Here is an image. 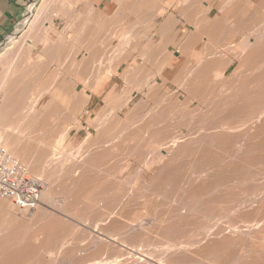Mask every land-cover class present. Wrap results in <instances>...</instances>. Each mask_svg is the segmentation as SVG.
I'll return each instance as SVG.
<instances>
[{"label":"bare ground","instance_id":"6f19581e","mask_svg":"<svg viewBox=\"0 0 264 264\" xmlns=\"http://www.w3.org/2000/svg\"><path fill=\"white\" fill-rule=\"evenodd\" d=\"M43 1V0H42ZM77 1H79V0H44L43 2H42V4H40V7H39V9H38V11H36L37 13H36V16H34L35 18H34V21H33V23L31 24V26L29 27V29L27 30V32L25 33V35H24V37H23V39L21 40V55H19V53H18V57H11V58H8V60L7 59H5V60H7V61H9V64H6V66L8 65V67L7 68H5V70H3V71H1L0 72V94L2 95V99H0L1 101H0V137L2 138V141H0V145L5 149V151H7V152H9L12 156H14L15 158H17L18 160H20L23 164H24V166L28 169V167L32 170H30V172H31V174L33 175V176H35V177H38V176H40V174L42 175V173L44 172V173H46V175H48L47 176V179L45 180H43L44 181V184H45V188L43 189V191H42V193H41V196H40V200L42 201V204H41V206H37V208H38V210H35V212H34V215L32 214V216H30V214H29V212L28 211H25V210H21V209H19V207H17L15 204H13V203H11L9 200H7V199H5V198H2V197H0L1 199H0V264H31L32 262L33 263H36V261H38L39 262V264L41 263V264H43V262L44 261H41L42 260V257L41 256H44V255H41L40 257H41V259L39 258V256H37V253L39 254H42L43 252H38L40 249H45V250H43L45 253H48L49 255L50 254H52V252L54 253V251H56L57 249H55L56 247H57V245H56V247H53V248H51L52 247V245L54 246L55 244H52L53 243V241H51L49 238H51L52 237V235H55L56 234V236H54V238H56L57 237V233H59V235L60 234H62L63 236H67V234L69 233H71V234H74L75 235V233H73V232H75V231H73V230H76L77 229V226H76V224L74 223V225L76 226V229L73 227H71V229H70V227L68 226V223H69V225H70V222L67 220V225L65 224V222H64V218H62L63 220H62V222H60L61 220H59V219H61V218H57L58 220H59V222L61 223H59V222H53V221H56L54 218L56 217H51V218H53V219H51V220H49L50 218H48V216L46 217V218H44V215L46 214H48V213H51L52 214V212H50L51 210H49V209H47V208H52V206L54 207L56 204H57V202H55V199H57L56 198V195H59V194H61L60 196V200H62V196L64 195V198L66 197V198H68V196L71 194V195H74L75 196V199H77L78 200V202L81 200H83V202H84V204L83 203H81L80 205H82V208H84L83 209V211L84 212H79L80 214H78V217H80L81 216V214L83 213L84 215H86V216H88L89 217V215H93L94 217H95V215H96V212H95V215L94 214H91V212L93 213L96 209H95V207H96V205H94V203H93V200L90 202H87V200L88 199H96L97 197H99L100 196V194H105L104 192H106V196H102L103 197V200H105V199H107V208H110L109 210H107V208H105L106 206L103 204V206H105L104 208H103V206L101 207L100 205H99V203H101L100 201L98 202L97 201V199H96V202H98V207L100 208V211H102V212H100L99 210L97 211V212H100L99 214H101V215H96L97 217V219H98V221L99 220H101L100 221V223L101 224H104V226L106 227L107 226V222L109 221L111 224H109V226L105 229L104 228V226L102 227V228H99V230L100 229H105V231H106V234L108 233L109 235H111L112 233L114 234L115 232H117V233H115V234H118L121 238V240L124 242H126V239H127V241L129 242V244H128V247L129 246H131L130 247V251L132 252V253H130V252H128L127 250H125L126 251V253L124 252V254L123 253H119L118 254V256H116V254H115V252H114V250L112 251L113 253H114V255H112L111 257L113 258V256L116 258H114L115 260V264H132V263H127V261L125 262V258H123L124 257V255L126 256L127 254H130V256L129 257H131V259H130V261L131 262H133V264H155V262L154 261H156V260H152L151 259V257H149L151 254L150 253H147V252H151V251H147V250H145V248H144V250H143V248H141L142 246H143V244H146V246H144V247H147V245H149L150 246V243L151 242H153V241H155V240H157V238H156V236H155V240H153V238H154V234H156L157 236H159L158 237V240H157V243H156V245H159V246H161L162 245V243L164 244V241H165V243H167L168 244V242H170V240H171V237L174 235V237H175V235H176V233L177 234H179L180 233V235H178V237L180 236L181 237V233H182V229H181V232H179L180 230V228L181 227H185L186 226V224H188V223H194V225L197 223V225L199 226V229H198V227H197V229H198V231H197V233L199 232L200 233V231H202V232H209V230H210V234H211V229H213V230H216L217 231V228L216 229H214V227H212V224L214 223V222H212V220L213 219H211V218H213L214 217V212L216 213V212H219L220 213V211H216V210H218V209H220V205H221V209H222V204H221V202L223 203L224 201H232V205L233 204H236L237 203V199H238V202L240 203V201H242V200H240V198H244V197H246V195H251V201L254 199V202H257V209H255L254 208V206H252V205H254V204H252V203H254L253 201L252 202H250L249 200L250 199H248V198H245V200L247 201V203H250L251 204V206L253 207V210L255 209V211H254V213L251 211L252 209H248V210H250L251 212L249 213V215L251 214V217L249 218V220L251 219V218H253V224H252V221H249V220H247L248 219V215L246 216L247 217V219H246V217H245V220H247V221H249V222H245V223H249L250 225H247L244 229H241V226H240V229H238V231H237V228H236V231L234 232L233 230H232V233L231 234H227V232L226 233H223V226L221 227V226H219V223H218V225H216V227H221L220 229L222 230H220V231H217V232H215L214 234L212 233L211 234V240L209 241L208 239H210V238H208L207 239V242H202L201 241V243H199V241L197 240L198 238H196V240L198 241V243L197 242H193L192 240V242H187V243H185V244H183V245H181V244H177L176 242L177 241H179V240H177L176 241V238H174V237H172V241H174V243H176L177 245H178V247H177V245H176V247H177V249H174L173 248V246L175 247V245H172L171 244V242H170V246L169 245H167L166 244V249H165V256H169L170 257V259H169V257H168V261L171 263V264H197L198 262H199V264L200 263H202V261L201 260H204L205 262H207V261H209L210 263H212L211 261H215L216 259L218 260V261H220L221 262V260H224L225 261V259L226 258H224L223 259V257H225V256H232L233 255V257L236 255L237 257H238V259H240L239 258V254H245L246 252H250L251 254L250 255H248L249 256V258L248 259H250V256L252 255V254H254V255H252V258H251V261H245L244 263L243 262H240V261H238V259L236 258V259H232L233 261L232 262H235L236 263V261H238V262H240L239 264H253L254 263V261L256 260H258L259 261V259L261 258H258L259 256H262V251H264V193L262 194V192L264 191L263 190V188H264V185H262V187L259 185L261 182H259V184L257 185L256 183H253V184H256V185H252V187H248V186H250V181H252V179L251 180H249L250 178H252V175H255V174H259L258 172H261L262 173V175H261V173H260V175L262 176V177H264V175H263V173H264V140L262 139V138H264V0H225L226 2H224L225 3V5H223L224 6V9L221 11H218V12H213L212 11V13H210L211 11H209V12H206V10L208 9V10H211L210 8H207L206 7V5H205V9L206 10H202L201 9V7H200V10L201 11H204V12H206V15H205V13L203 12V14H202V12L200 11V15H199V18H195V16H197L196 14H195V16H194V12H196V10H199L198 9V6H199V2H200V4H201V1L202 0H199V2H198V6H197V1L198 0H196L195 2H194V0H191V2L193 3H191V5H190V3H189V0H188V2L187 3H189V5L192 7V5H193V9H195V8H197V9H195V11H191L192 13H193V16H194V18H191L190 17V15L192 16V14L190 13V15H189V17H187L188 16V14H187V12H188V10L189 9H186V7L184 8V11H182V12H185V13H183V14H185L186 15V19L188 20V21H190L191 23H192V25H194L195 26V28L193 27V31H190V34H189V36H188V38H187V41H185V43L183 42L182 43V45H181V50L179 51L180 53H181V55H185V56H188V57H186V58H188L187 60V64H186V66H183V68H182V73H184V71H185V74H181V75H173V77L170 79V77H169V75H165L164 73H163V71H164V69L165 68H170V69H173L174 68V66H175V64H176V62H177V60H174L173 58H172V56H171V53H170V55H169V53H165V51L167 52V49H165L166 47H168V45L167 44H170V42H171V44H172V41H170V40H172L171 38L170 39H168L169 40V42H165L164 41V39H166V38H168V37H170L171 36V34H167L166 32H164L163 31V28L159 25V29H162V30H159V34L160 33H163V35H165V34H167L168 35V37H166V38H164L163 40H161L160 39V42H158L155 46L153 45L152 47H150V48H153V50H151L150 52L153 54H151V53H149L148 55H147V57H149L150 58V56H152V58L150 59V61H152L153 63H155L154 65H155V68L154 69H156V73L155 74H153V71L152 72H150L149 74L147 73V75H148V77L147 76H145V77H143L142 79H141V81H140V84H138V86L137 87H134V89L136 88V91H138V90H141V89H143V88H147L148 89V91H147V93H149V98H150V94H153V99H155L156 98V100L158 99V106H159V108H160V110L158 111V112H156L159 108H157V110H154V108H153V111L152 112H154L155 114H161V115H159L160 117L164 114V112H166L165 113V115L166 114H168L169 115V113H168V111H170L172 108L174 109V111H176L175 109H178V107H181V106H183V107H181V109H183L184 110V108H186V106H188L187 108L189 109L187 112H188V114L189 115H192V116H194L195 115V113H196V111H198V109L197 108H195V109H197L196 111L194 110V113H193V110L192 109H190L191 107H189L190 105H186L187 103H188V101H189V104L191 103V101L193 100H195V98L196 97H199V98H204V95H206L207 93H209L210 92V94L209 95H207L206 97H205V99H203V101H202V98H201V101L203 102V103H201V105L202 104H205L204 106H205V108L203 109V110H201L200 109V111H198V113L200 112V115H199V117H198V115H196L198 118L196 119V121L199 119V118H201L200 120H202V119H204V121L203 122H198V123H200V124H198V128L196 127V130L194 131L193 130V133H191V134H189V135H185V134H182V132H180V131H177V127H179L180 128V126H181V124H180V126H174L175 128H176V131H175V129L173 130V128H172V132H171V129L170 130H168V128L167 127H165V126H163V122H161L160 121V123H162V124H159L158 123V121L157 120H162V119H160V117L158 116V114H157V116L156 117H153L152 116V118H156L157 120H152V121H145L146 122V124L145 125H143V123H144V121H141V123H142V125H143V128H141L140 129V127H139V129L138 130H140V131H137L138 133H136V134H132L131 133V135L129 136V138H128V135H127V133H126V138L129 140V141H132V140H134L135 138H137L138 140H136V145H132V144H130V145H132L133 147L132 148H129V150L130 151H127L129 154H130V158H131V156L135 159V161H137V166H138V168H139V171L138 170H135V171H137L138 172V174H140L139 172L140 171H142L143 173H148V172H150L152 169H154V167L157 165V166H160L159 164L160 163H162L163 165L160 167V170H158V172H159V174L158 175H160V174H162V176H164V174H165V177H166V174H168V177L172 174L173 176L176 174V173H178V172H176L175 174L173 173V172H171V171H174V170H171L172 168L174 169V166L172 165L173 163H175L176 164V161L178 160V158L180 159V158H185V159H183V161L185 160V162L186 161H188L189 160V162H188V164L189 163H192V164H190L192 167H198L199 168V170H198V172L196 171V173H194L195 172V170H194V172L191 170L190 172H192L193 174H196V176H195V180H196V182H193V183H196V184H193V185H195V187L194 188H192L191 187V189H190V187H189V189H187V192L185 191V196H186V194H188V196H187V198H185L184 196H183V199L185 198V201L186 202H180V203H183L182 205H181V207H178V208H176L177 207V205L176 206H172L171 204V208H174L175 207V209H174V211L172 212H170V209L169 210H167L166 208H165V210H167V213H165L164 214V212H166V211H164L163 213L161 212V214H159V216H158V212L156 213V209H157V207L156 206H153V207H156V208H154V210H153V212H155L157 215L156 216H158V218L159 219H156V218H152V219H150V220H148L147 219V217H145L146 216V214H148V213H142V212H139V211H142V210H140V209H138L139 207H142L143 206V210H144V207L146 208L147 206H148V204L146 205V206H144L145 204H146V202L149 200V197L147 198L148 200L145 202V204L143 205V204H141L142 203V201L141 200H139L140 199V197H141V194L143 193V191L145 192L146 191V189L145 190H143L142 188H140V187H137L136 186V184H130L129 185V183H130V181L129 180H126V182H125V184L126 183H128L127 185L128 186H126V185H124L123 183V181H121L120 182V180H119V182L118 183H120V184H118L116 181V183L119 185H117V186H115V184L113 185V186H115L116 188V190L118 189V193H115L116 192V190L113 188V191H114V193L116 194H114V195H111V196H108V193L110 192V189H111V187L110 186H108L107 184H110L108 181V179L106 178V180H108V181H106L105 179L103 180L102 179V181H98L97 180V177H95L96 178V180H94L93 178H94V176H93V178H92V174L96 171V170H91L93 173L92 174H90V172H89V170H88V172L86 171H84V169L85 168H88V166L90 165V167H91V169H94L91 165L93 164L94 165V161L95 162H97V160H98V162H97V164L99 163V158L97 159V156L99 155L100 157H102L101 155H105L103 152H98L99 154L97 155L95 152H93L94 154H95V156H93V157H91V156H89V155H87L86 153H90L91 155L93 154V153H91V149H88L89 147H91V148H93L92 147V145L90 146H88L87 147V149L88 150H85V151H82V155L84 154H86L88 157H91L90 159L88 158V160H86L87 161V163H83L84 165H85V168H82L81 169V167L79 168V166H81V163L83 162V158L85 159V157L83 156V157H81L80 158V156H79V158H78V156L76 157L75 156V158L73 157V162H72V166H73V168H74V170H73V168L71 169V170H67V168H66V171L67 172H65V173H67L66 175H67V178H68V180L67 179H65L64 177H63V179H65L64 180V182H63V179H62V177L60 178V177H58V175H57V177L59 178V179H62V181H61V183L63 184H65L63 187L60 185V184H58L57 182L59 181L60 182V180H58V179H56V180H54V182L55 181H57L56 183L58 184V186L60 185L61 186V189L59 188V190H63L62 192H60V193H56V190L54 189V186H53V177H54V175H55V173L57 174V172L56 171H58V170H56V171H54L55 173H53V171H52V169L53 168H57L58 169V167L60 168H62L64 165H66V164H68V163H66L65 164V162L67 161V156L69 155H71V153L69 152L68 154H66V156H65V153H64V156L62 157V156H59L60 155V153H55V152H58V151H60L59 149H60V147L59 146H63V145H65V144H63L62 142H64V143H66L64 140L65 139H67L66 141L68 142L69 140H68V138H66L67 137V131L65 130V131H62V133L60 134H58V132H57V135H60V136H58L56 139H54L53 138V142L51 141H45V138H46V136H45V138H44V136L43 135H45V134H43V135H41L44 139L42 140H32V138L31 139H29L28 137V135H26V136H28L27 138L25 137V138H22L21 139V137H23L21 134L23 133V135H24V133H25V131L23 130H20V131H22V133L20 132V131H16V127L14 128V126H17V124L19 125V124H24L23 126H25V124L27 123L26 121H32L31 123H33V121H35V120H37V119H39L40 118V115H41V113L40 114H37L38 113V111L35 109L36 107L35 106H37L36 104H38L37 102L39 101L38 99L42 96V94H45V92L44 93H41V92H43V91H45V90H41V89H39L40 91H39V93H41V94H38L37 96L38 97H36V98H38V99H36L35 101H32V98L29 100V97L28 98H26L25 97V95H23L24 94V92H23V94L21 93V91L22 90H24V89H26L25 88V86H27V85H25L24 86V88H22L21 89V78H25L26 77V75H27V72H29L30 71V69H31V67H30V65H29V63L27 62L28 60H27V58L28 57H30L29 55H30V51H32V48H34L35 47V44H37V43H34V39L36 38V37H38V39H39V42L40 43H43V45L45 46V47H43L44 49H45V55H47V54H49V55H51V57H53V56H56L58 59L57 60H59L64 54L63 53H65L66 52V47H67V38H69L67 35H66V32L67 31H70V29L69 30H65L66 32H64V34H62V33H60V35L58 36V41L57 42H54V43H51V44H48L47 43V36H48V33L52 30V28L54 27L53 26V21H52V16H51V14L53 15V12L56 10V11H58V12H56V13H58L59 15L60 14H63L64 16V18H66V17H68V15H70V13H69V10H70V8H72L71 6L74 4V3H76ZM85 1V0H84ZM117 1H119V0H117ZM140 1V0H139ZM138 1V2H139ZM141 1H143V0H141ZM155 1V0H154ZM158 1H160V0H158ZM166 3H168L167 2V0H164ZM163 1V3H165ZM169 1V0H168ZM181 1V0H180ZM222 1V0H221ZM87 2V1H86ZM120 2V1H119ZM134 2V1H133ZM137 2V1H136ZM172 1H170V3H171ZM173 2H175V1H173ZM125 3V2H124ZM144 3H146V2H144ZM143 3V4H144ZM157 3V2H156ZM161 3V2H160ZM161 4L162 6L164 5V4ZM169 3V4H170ZM178 3V2H177ZM223 3V4H224ZM118 4V3H117ZM120 5H121V3H119ZM127 4V3H126ZM138 5H139V3H137ZM155 4V3H154ZM173 4V3H172ZM123 5V4H122ZM125 5V4H124ZM132 5V4H131ZM134 5V4H133ZM132 5V6H133ZM138 5H136V7L135 6H133V7H135V8H137V6ZM140 5H141V2H140ZM150 5V4H149ZM167 5V4H166ZM184 5V4H183ZM195 5V6H194ZM128 6V5H127ZM130 6V5H129ZM147 5H145V7H146ZM153 6V5H152ZM160 6V5H159ZM170 7L172 6L171 4L169 5ZM169 6H167V7H169ZM181 6V5H180ZM187 6V5H186ZM190 6H188V7H190ZM52 7H54V8H52ZM139 7V6H138ZM154 7H155V5H154ZM161 7V6H160ZM175 7H176V5H175ZM175 7L173 8V9H175ZM187 7V8H188ZM210 7V6H209ZM69 8V9H68ZM91 8V7H90ZM166 8V7H165ZM158 8H156L155 10H157ZM163 9V7L161 8V10ZM169 9V8H168ZM181 9V8H180ZM183 9V8H182ZM192 9V8H191ZM222 9V8H221ZM73 10V9H72ZM92 10H94L93 8H92ZM163 10H166V9H163ZM68 11V12H67ZM90 11V10H89ZM158 11V10H157ZM187 11V12H186ZM59 12H61V13H59ZM91 12V11H90ZM93 12V11H92ZM91 12V13H92ZM159 12H160V10H159ZM161 12H164V11H161ZM55 13V12H54ZM55 13V14H56ZM66 13H69L67 16H66ZM89 13V12H88ZM210 13V14H209ZM54 14V15H55ZM81 14V13H80ZM79 14V15H80ZM172 14V13H171ZM170 14V15H171ZM182 14V15H183ZM197 14H199L198 13V11H197ZM53 15V16H54ZM78 15V16H79ZM83 15V14H82ZM173 15V14H172ZM171 15V16H172ZM204 15V16H203ZM192 16V17H193ZM55 17V16H54ZM56 17H57V15H56ZM93 18V16L92 15H90V17L88 16V17H86L85 18V22H86V19L87 18H89V20H91L92 18ZM104 17V16H103ZM201 17V18H200ZM63 18V19H64ZM78 19V17L76 18V20ZM81 19V18H80ZM79 19V20H80ZM96 19V18H95ZM97 19H98V17H97ZM136 19V18H135ZM168 17H167V20L165 19L163 22H167L168 21ZM175 18H174V16H173V18H172V20H173V22L175 23V21L176 20H174ZM78 20V21H79ZM104 20V19H103ZM111 20V19H110ZM136 20H138V19H136ZM142 20V19H141ZM88 21V20H87ZM106 21V20H105ZM169 21H170V19H169ZM187 21V22H188ZM69 22V21H68ZM77 22V21H76ZM82 22V21H81ZM93 22V21H92ZM139 22V21H138ZM164 23L165 25V28L166 29H168V27L169 26H166V24L167 25H169V23H170V30L172 29V27H174L175 25H172L171 26V24H173V22L171 23V22H167V23ZM178 22V21H177ZM180 22V21H179ZM75 23V22H74ZM79 23V22H78ZM95 23H96V21H95ZM100 23V22H99ZM133 23H135V20H134V22ZM225 23H227L226 25H225ZM66 24V23H65ZM86 24V27L88 26L87 25V22L85 23ZM85 24H83V25H85ZM94 24V23H93ZM97 24H98V21H97ZM162 24V23H161ZM177 24V23H176ZM66 25H69V24H66ZM75 25V24H74ZM81 24H79V26H80ZM83 25H82V28H83ZM95 25V24H94ZM141 25V24H140ZM132 26V25H131ZM130 26V28H132ZM134 26H135V24H134ZM163 26V25H162ZM67 27V26H66ZM74 27V26H73ZM77 27H78V25H77ZM76 27V28H77ZM81 27V26H80ZM97 27V26H96ZM99 27V26H98ZM100 27H102V25L100 26ZM105 27V26H104ZM136 27V26H135ZM134 27V28H135ZM68 28V27H67ZM70 28V27H69ZM90 27H88V29H89ZM129 28V27H128ZM153 28V27H152ZM157 28V27H156ZM164 28V30L165 31H169V29L168 30H166ZM175 28V27H174ZM74 29V28H73ZM72 29V30H73ZM95 29V28H94ZM100 29V28H99ZM102 29H103V27H102ZM101 29V30H102ZM106 29V28H105ZM141 29V28H140ZM192 29V28H191ZM64 30V29H63ZM78 29H76V31H77ZM86 30V29H85ZM97 30V29H96ZM96 30H94V31H96ZM104 30V29H103ZM108 30V29H107ZM128 30V29H127ZM130 30V29H129ZM138 30V29H137ZM83 31V30H82ZM93 31V32H94ZM106 31V30H105ZM134 31V30H133ZM136 31V30H135ZM134 31V32H135ZM157 31V30H156ZM161 31H163V32H161ZM72 32V31H71ZM80 31H77L76 33H77V35H78V33H79ZM84 32V31H83ZM83 32H80V33H83ZM89 32V31H88ZM88 32H87V35L85 34V36H86V38L89 36V34H88ZM97 32V31H96ZM94 33V34H97V33ZM127 32V31H126ZM130 32H132V30L130 31ZM130 32H128V33H130ZM137 32V31H136ZM177 32H179V31H177ZM70 33V32H69ZM73 33V32H72ZM85 33V32H84ZM99 33V32H98ZM156 33V32H155ZM154 33V34H155ZM158 33V32H157ZM165 33V34H164ZM169 33V32H168ZM74 34V33H73ZM94 34L91 36V39H92V37L94 38L95 36H94ZM102 34V33H101ZM124 34H126V33H124ZM185 34V33H184ZM183 34V35H184ZM76 35V34H75ZM82 35V36H81ZM81 35H79V36H81V39L83 38V34H81ZM99 35V34H98ZM98 35H96V38L98 39ZM103 35V34H102ZM132 35V34H131ZM163 35H160V36H163ZM170 35V36H169ZM176 36H177V34H175ZM71 36L72 35H70V38H71ZM85 36H84V38H85ZM104 36H106V35H104ZM122 36V33L120 34V37ZM128 36H130L129 34H128ZM159 36V37H160ZM172 36H174V35H172ZM176 36H174V37H176ZM182 38L184 37V36H181ZM86 38L85 39H83V42L85 41V43H88L89 42V38H90V36L88 37V42H86ZM101 38V37H100ZM127 38H129V37H127ZM161 38H163V37H161ZM181 38V39H182ZM73 39V38H72ZM75 39L77 40H74V41H76V42H78V44L80 43V44H83V42L81 43L80 41H81V39L79 40V38H76V36H75ZM95 39V38H94ZM123 39H124V36H123ZM126 39V38H125ZM132 38L130 37V40H131ZM173 39H175V38H173ZM180 39V38H179ZM70 40V39H69ZM105 40V39H104ZM119 40H120V38H119ZM167 40V39H166ZM97 41V40H96ZM123 41V40H122ZM162 41H163V43H162ZM173 41H175V40H173ZM180 41V40H179ZM201 41H203L204 42V45H203V49H200V51H198L197 53H198V55H196L195 54V45L196 44H202L201 43ZM37 42V41H36ZM93 42H95V41H93ZM93 42H91V46H87V45H83V48L84 49H86V51H88V52H86V56H90L92 59L93 58H95V57H98L99 55L100 56H102V54H100V52L101 51H99L98 49L99 48H102V47H100L99 46V48L97 49H95L94 47H95V45H94V43ZM98 42V41H97ZM99 42H100V40H99ZM125 42H127V41H125ZM125 42H123V44L125 43ZM84 43V44H85ZM93 43V44H92ZM106 43V42H105ZM39 44V43H38ZM69 44V43H68ZM71 44V43H70ZM72 44H73V40H72ZM79 44V45H80ZM133 44H134V42H133ZM133 44H131V46L133 45ZM42 45V44H41ZM73 45H77L76 43L75 44H73ZM72 45V46H73ZM79 45H77V46H79ZM89 45V44H88ZM99 45V44H98ZM120 45V44H119ZM118 45V46H119ZM121 45H122V42H121ZM120 45V47H122ZM135 45V44H134ZM150 45V44H149ZM173 45H176V42H174L173 43ZM177 45H179V44H177ZM80 46H82V45H80ZM111 46V45H110ZM109 46V47H110ZM125 46V45H124ZM136 46V45H135ZM70 47V46H69ZM74 47H76V46H74ZM68 48V47H67ZM79 48V47H78ZM82 48V49H83ZM117 48V47H116ZM125 48H126V46H125ZM130 48V47H129ZM132 48V47H131ZM81 49V48H80ZM79 49V50H80ZM113 49V48H112ZM121 48H119V50H120ZM175 49V48H174ZM180 49V48H179ZM15 50V49H14ZM118 49H117V51H119ZM127 50V49H126ZM149 50V49H148ZM148 50H147V53H148ZM123 51H125V50H123ZM103 52V51H102ZM101 52V53H102ZM112 52V51H111ZM110 52V53H111ZM116 51L114 50V54H116L115 53ZM140 52H143V50L142 51H140ZM145 52H146V49H145ZM144 52V54H146ZM47 53V54H46ZM109 53V54H110ZM119 53H120V51H119ZM118 53V54H119ZM126 53V52H125ZM124 53V54H125ZM130 53V52H129ZM129 53H127V55H129ZM105 53H103V55H104ZM142 53H140V55H141ZM151 54V55H150ZM16 55H17V52H16ZM44 55V54H43ZM78 55V54H77ZM123 55V54H122ZM121 55V56H122ZM6 56V55H5ZM23 56V58H25V60L24 61H22V63L23 64H21V60H23V59H21V57ZM106 56V55H105ZM114 56H116V55H114ZM117 56H119V55H117ZM120 56V57H121ZM130 56V55H129ZM128 56V57H129ZM141 56H143V55H141ZM145 56V55H144ZM184 56V57H185ZM198 56V57H197ZM46 57V56H45ZM49 57V56H48ZM60 57V58H59ZM83 57H85V56H83ZM111 57V56H110ZM119 57V58H120ZM146 57V58H147ZM115 58V57H114ZM117 58V60H118V57H116ZM124 58H126V57H122V59L120 60H118L116 63L117 64H119V65H121L122 64V62H128V59H125V60H123ZM49 59V58H48ZM78 59V58H77ZM87 59V58H86ZM148 59V58H147ZM177 59V58H176ZM198 59V60H197ZM50 60V59H49ZM75 60V59H74ZM82 60V59H81ZM94 60V59H93ZM113 60V59H112ZM115 61V60H114ZM120 61V62H119ZM144 61H145V59H144ZM149 61V62H150ZM185 61V60H184ZM60 62V61H59ZM74 62V61H73ZM145 62H148L147 60L145 61ZM61 63V62H60ZM63 63H65V62H62V64L61 65H63ZM75 63V62H74ZM73 63V64H74ZM79 63V62H78ZM72 64V63H71ZM145 64V66H146V63H144ZM152 64V63H151ZM151 64H150V66H151ZM153 65V64H152ZM157 65V66H156ZM193 65H195V66H193ZM198 65V66H197ZM60 66V65H59ZM142 66V67H141ZM62 67V66H61ZM61 67H60V69H61ZM72 68H73V66H71ZM118 67V66H117ZM154 67V66H153ZM187 67V68H186ZM63 68V67H62ZM137 68V67H136ZM140 68H143V65L141 64V65H139L138 66V69H140ZM186 68V69H185ZM189 68V69H188ZM230 68H232V70H231V72L230 73H228L227 74V72H228V70L230 69ZM65 69H67V68H65ZM74 69V68H73ZM85 69L86 70H88L89 68H83V70L85 71ZM91 69V68H90ZM89 69V70H90ZM138 69H136V70H138ZM145 69V68H144ZM183 69H185V70H183ZM64 70V69H63ZM79 70H80V68H79ZM135 69H133V64L132 65H128V67H126L125 68V70H124V73H123V78H124V80H127L128 79V75H130L131 74V72L133 71H135V72H137V74L136 75H138V72H139V70L138 71H136ZM143 70V69H142ZM186 70H187V72H186ZM91 71V70H90ZM141 71V70H140ZM230 71V70H229ZM44 72V71H43ZM53 72V71H52ZM58 72H59V70H58ZM102 72V71H101ZM135 72H134V74H135ZM176 72V71H175ZM62 73V72H61ZM140 73V72H139ZM165 73H167V72H165ZM180 73V72H179ZM44 74H45V72H44ZM56 74V73H55ZM43 75V74H42ZM42 75H40V76H42ZM46 75V74H45ZM58 75H59V73H58ZM98 75H99V73H98ZM40 76H38V77H40ZM54 74H52V77L51 78H53L54 79ZM56 76V75H55ZM99 76H102V74H100ZM135 76V75H134ZM43 77V76H42ZM42 77H40V78H42ZM60 77V76H59ZM147 77V78H146ZM57 77H55V79H56ZM102 78V77H101ZM22 79V80H23ZM37 79V78H36ZM145 79H147V80H145ZM157 79H159V81L157 80ZM40 80V79H39ZM38 80V81H39ZM48 80V79H47ZM49 80H52V79H50L49 78ZM76 80H80V81H84L83 80V78H82V76H78V77H76ZM135 80H137V79H135ZM139 80V79H138ZM137 80V81H138ZM38 81H35V82H38ZM46 81V80H45ZM24 82H26V81H24ZM23 82V83H24ZM28 82V81H27ZM40 82V81H39ZM49 82H51V81H49ZM49 82H47V83H49ZM22 83V84H23ZM30 83V82H29ZM41 83H43V82H41ZM40 83V84H41ZM52 84L54 83L53 81L51 82ZM139 83V82H138ZM169 83H175L176 85H177V89H179L182 93H184L185 95H186V100H185V102L183 101L180 105H179V100H180V98H179V96L178 95H176L175 96V93H173L172 92V90H170V89H172V88H169ZM34 84V83H33ZM33 84H31L30 83V85H32V89H34L33 87ZM174 84V85H175ZM29 85V84H28ZM49 85V84H48ZM40 86V85H39ZM46 86V84L43 86V87H45ZM51 86V85H50ZM43 87H42V89H43ZM56 87V86H55ZM54 87V88H55ZM41 88V87H40ZM37 89V88H36ZM50 89V88H49ZM48 89V90H49ZM52 89V88H51ZM50 89V90H51ZM47 90V91H48ZM49 90V91H50ZM32 91V90H31ZM38 91V90H37ZM177 90H175V92H176ZM207 91H209V92H207ZM54 92V91H53ZM35 93H36V91H35ZM50 94H52V97L51 96H49L50 98H51V100H49L48 102H46L47 103V105H46V107H44L43 108V110H45L46 111V109L45 108H47V109H50L51 108V110H53L52 109V107H54V106H52L51 107V105H57V107H59L58 106V103H61L62 104V102L63 101H61V99L60 98H58L57 96H55L54 95V93H51V92H49ZM177 93V92H176ZM179 93V92H178ZM212 93V94H211ZM47 94V93H46ZM58 94V93H57ZM144 94H146V91H144ZM181 94V93H180ZM179 94V95H180ZM31 95H33L32 93H31ZM35 96H36V94H34ZM76 95V91H74V89H73V91H70V96L71 97H73V96H75ZM110 95L111 96H113V94H111L110 93ZM109 94L105 97V102H104V104H105V106L102 108V110H100V111H98L97 113H95V118H92V117H90V115H89V113H87V112H84L85 114H86V116H85V118H81L80 119V115H81V112L83 111V109H85V108H82V104L81 105H78V104H76V106L74 107V109H73V111H72V118H71V120H70V124L72 125V128H73V126L74 127H76V129H81V128H83L84 127V125H86V127H88V126H94V128L96 129L95 131L97 132V134L99 135V137H101V136H105L106 137V139L108 138V137H110L111 139H114V137H116L119 133H121L122 134V132L121 131H126L128 128H132V126H135V124L134 125H131V127H128V126H130V125H128V126H124V128L126 129H124V128H122L121 126H120V123L121 122H123V121H121L120 122V117H119V115L115 112V115H112L113 116V118H112V116H110V115H108V110L107 109H109V111H113V113H114V111H116L117 109V111H119V110H122L121 108L122 107H124V109H126L127 110V112H125L126 113V119H128L126 122L127 123H129V121L131 122L132 120H133V115L132 114H134V116H137V118H138V120H139V118H140V120H142L141 118L142 117H138V115H136V113L134 112V110L133 109H130V106H128V101L127 100H120V102H119V104H115L114 105V101H113V99L111 98V96H110ZM24 96V97H23ZM40 96V97H39ZM21 98H23V99H21ZM41 98H43V96L41 97ZM149 98H148V100H149ZM151 98H152V96H151ZM150 98V99H151ZM28 100H29V102H28ZM59 100V101H58ZM150 101V100H149ZM153 100H151V102H152ZM145 102H146V100H145ZM156 103H157V101H155ZM196 102H200V101H198L197 99H196ZM118 103V102H117ZM184 103H186V104H184ZM144 104V102L142 103V105ZM160 104V105H159ZM182 104H184V105H186L185 107H184V105H182ZM193 104V103H192ZM191 104V105H192ZM44 105V106H45ZM142 105H141V107L139 108L137 105H136V107H138L137 109H140V111L142 110ZM156 105V104H155ZM156 105V107H158ZM42 106V105H41ZM48 106V107H47ZM115 106H117V108H115ZM146 106V105H145ZM199 106V105H198ZM136 107H134V108H136ZM40 108V107H39ZM42 108V107H41ZM56 108V107H55ZM105 108V110H103ZM107 108V109H106ZM144 108V107H143ZM151 108V107H150ZM169 108H171V109H169ZM145 109V108H144ZM143 109V110H144ZM107 110V111H106ZM186 110V109H185ZM190 110H191V112L193 113V114H190ZM42 111V110H41ZM48 111V110H47ZM103 111H105L107 114L106 115H108L109 117H111V121L109 120V117L107 118V119H105L106 117L104 116L105 115V112L103 113ZM138 111V110H137ZM136 111V112H137ZM171 111H173V110H171ZM170 111V112H171ZM44 112V111H43ZM43 112H42V114H43ZM52 112V111H51ZM53 112H55L56 113V111H54L53 110ZM134 112V113H133ZM181 112V111H180ZM54 113V114H55ZM149 113V112H148ZM174 112H172V114H173ZM177 113H178V111H177ZM186 112H183V114H185ZM47 114V113H46ZM46 114H43V115H46ZM51 114V113H50ZM111 114V113H110ZM124 114V113H123ZM140 114V113H139ZM171 114V113H170ZM171 114V115H172ZM182 114V113H181ZM183 114H182V116H183ZM187 114V115H188ZM39 115V116H38ZM142 115V114H141ZM145 115V114H144ZM143 115V116H144ZM167 115V116H168ZM177 115V114H176ZM178 115H180V113L178 114ZM177 115V116H178ZM47 117L49 116V113H48V115H46ZM45 116V117H46ZM55 115H53V117H54ZM103 116H104V118H103ZM140 116V115H139ZM146 116V115H145ZM150 116V117H149ZM149 116H146L148 119L149 118H151V115H150V113H149ZM176 116V117H177ZM181 116V115H180ZM186 116V115H185ZM191 116V117H192ZM200 116H202V117H200ZM44 117V116H43ZM50 117H52V115L50 116ZM52 117V118H53ZM57 118H58V116H56ZM71 117V116H70ZM146 117H143V119L144 118H146ZM166 116H164V117H162V118H165ZM175 117V118H176ZM187 118L189 117V116H186ZM186 117H183L184 119H183V121H182V125L184 126L185 125V122L187 121L186 120ZM52 118H51V121H52ZM130 118H132V120L130 119ZM151 118V119H152ZM159 118V119H158ZM167 118V117H166ZM166 118H165V120L164 121H169V123H172V122H170L171 120H166ZM171 118H172V116H171ZM181 118V117H180ZM49 119V118H48ZM68 120H69V118H67ZM123 119V118H122ZM125 119V120H126ZM130 119V120H129ZM134 119H135V117H134ZM170 119V118H169ZM178 119V118H177ZM190 119V118H189ZM54 120H55V118H54ZM114 120H115V122H114ZM174 120V119H173ZM179 120V119H178ZM184 120H186L185 122H184ZM191 120H192V118H191ZM134 121V122H133ZM132 122L133 123H135V122H138L136 119L135 120H133ZM157 121V123H155ZM195 121V120H194ZM26 122V123H25ZM29 122V123H30ZM39 122V121H38ZM140 122V121H139ZM138 122V123H139ZM179 122V121H178ZM183 122H184V124H183ZM189 122V121H188ZM187 122V123H188ZM29 123H27V124H29ZM40 123V124H39ZM39 123H37L39 126L41 125V123L42 122H39ZM126 123V124H127ZM165 123H168V122H165ZM180 123H181V121H180ZM194 123V122H193ZM196 123V122H195ZM26 124V125H27ZM34 124V123H33ZM32 124V125H33ZM43 124V123H42ZM51 125H52V123H50ZM68 124H69V122H68ZM123 124V123H122ZM189 124V123H188ZM32 125H30V126H32ZM35 125H36V123H35ZM57 125V124H56ZM64 125V124H63ZM62 125V126H63ZM141 125V126H142ZM177 125V124H176ZM179 125V124H178ZM190 126L192 125V123L191 124H189ZM196 125V124H195ZM28 127V129L29 128H31V127ZM44 126V125H43ZM43 126H40V128L41 127H43ZM55 125H53V127H54ZM140 126V125H139ZM171 126V125H170ZM186 126V125H185ZM185 126L183 127V128H185ZM190 126H187V127H190ZM193 126H194V124H193ZM20 127V126H19ZM22 127V126H21ZM35 127H37V125L35 126ZM48 127V126H47ZM53 127H51V128H53ZM55 127H57V126H55ZM70 127V126H69ZM128 127V128H127ZM135 127H137L138 128V125L137 126H135ZM134 127V128H135ZM168 127H169V124H168ZM25 128H26V126H25ZM24 127L23 128H21V129H25ZM49 128H50V126H49ZM124 129V130H122V129ZM193 127H191V129H192ZM195 128V127H194ZM27 129V128H26ZM33 129H34V127H33ZM33 129H29V131L30 130H33ZM46 129H48V128H46ZM53 129H57V128H53ZM53 129H52V131H53ZM59 129V128H58ZM133 129V128H132ZM36 130V129H35ZM35 130H33L34 132H35ZM39 130H44V129H39ZM50 130V129H49ZM48 130V131H49ZM61 130H62V128H61ZM60 130V131H61ZM134 130V129H133ZM133 130H129V131H131V132H133ZM189 130V129H188ZM32 131V132H33ZM37 131V130H36ZM47 130H44V132H46ZM51 131V132H52ZM78 131V130H77ZM136 131V130H135ZM32 132H30V133H32ZM33 132V133H34ZM50 132V131H49ZM191 132V131H190ZM21 133V134H20ZM37 133V132H36ZM39 133V132H38ZM37 133V134H38ZM29 134V133H28ZM35 134V133H34ZM47 134H49L48 132H47ZM53 134V133H52ZM55 134V133H54ZM123 134H125V133H123ZM122 134V135H123ZM30 135V134H29ZM39 135V134H38ZM37 135V136H38ZM101 135V136H100ZM48 136V135H47ZM50 136H51V133H50ZM88 136H90L89 134H88ZM121 136V135H120ZM120 136L118 135V137L120 138ZM49 137V136H48ZM52 137V136H51ZM105 137H104V141L106 140L105 139ZM34 138L36 139V135H34ZM50 138V137H49ZM48 138V139H49ZM89 138V137H88ZM87 138V139H88ZM47 139V138H46ZM89 139H91V138H89ZM101 140L103 139L102 137L100 138ZM121 139V138H120ZM124 139V138H123ZM122 139V140H123ZM126 139V140H127ZM55 140V141H54ZM94 140V139H93ZM92 140V141H93ZM97 141H98V136H97V139H96ZM109 138H108V140H106V141H108L109 142ZM119 140V139H118ZM122 140H119L120 142L122 141ZM83 141V140H82ZM91 141V142H92ZM103 141V140H102ZM105 141V142H106ZM111 141V140H110ZM116 141H117V139H116ZM125 141V140H124ZM124 141H123V143H124ZM128 141V142H129ZM135 141V140H134ZM100 142V141H99ZM98 142V144H101V143H99ZM113 141H111V142H109V143H111V146L113 147L114 145H112L113 143H112ZM127 142V143H128ZM133 142V141H132ZM131 142V143H132ZM37 143H38V145H37ZM47 144L46 146H48V148H45V149H48V150H43V149H41V145L42 144ZM68 143H70V142H68ZM82 143V142H81ZM107 143V142H106ZM108 143V144H109ZM122 143V142H121ZM120 143V144H121ZM123 143H122V147H123ZM126 143V142H125ZM134 143V142H133ZM39 144H41V145H39ZM61 144V145H60ZM71 144V143H70ZM95 144H97V142L95 143ZM119 144V143H118ZM120 144H119V146H120ZM153 145V153H154V158H151L152 157V155L153 154H151V157L149 158L148 157V153H149V145ZM69 145V144H68ZM68 145H66L65 147L66 148H69V147H67ZM93 145H94V143H93ZM107 145V144H106ZM81 146H83L84 147V145L82 144ZM80 146V147H81ZM95 146H97V145H95ZM98 146H100V145H98ZM97 146V147H98ZM102 146V145H101ZM104 147H106L107 148V146H105V143H104V145H103ZM111 146H109V147H111ZM117 146V145H116ZM42 147H43V145H42ZM64 147V146H63ZM65 147H64V150H65ZM82 147V148H83ZM104 147H103V149H104ZM109 147H108V149H109ZM118 147V146H117ZM125 147V146H124ZM126 147H127V145H126ZM131 147V146H130ZM62 148V147H61ZM95 148V147H94ZM99 148V147H98ZM102 148V147H101ZM114 148V147H113ZM113 148H111V149H113ZM111 149H110V152H112L111 151ZM116 149V148H115ZM125 149H127V148H125ZM62 150V149H61ZM69 150V149H68ZM99 150V149H98ZM106 151H107V149H105ZM105 150H103V151H105ZM120 151V149H117V151ZM48 151V152H47ZM94 151V150H93ZM114 151V150H113ZM116 151V150H115ZM124 150H122V152H123ZM126 152V153H127ZM62 154H63V152H61ZM79 153V152H78ZM100 153H101V155H100ZM132 154V155H131ZM17 156V157H16ZM98 156V157H99ZM106 158V157H105ZM105 158H102V160H104ZM107 158H108V154H107ZM109 158H111V157H109ZM108 158V159H109ZM114 158V157H113ZM112 158V159H113ZM116 158V157H115ZM114 158V159H115ZM177 158V159H176ZM188 160H187V159ZM101 159V158H100ZM107 159V160H108ZM117 159V158H116ZM118 159H119V157H118ZM176 161H175V160ZM236 159V160H235ZM72 160V159H71ZM120 160V159H119ZM172 160H174L175 162H173V163H171V161ZM231 160H233L234 162H232ZM26 163H24V162ZM70 161V160H69ZM121 161V160H120ZM165 161V162H164ZM178 161H180V160H178ZM231 162V163H228V162ZM119 162V161H118ZM224 162H225V164H224ZM102 163H104V161H101V163H99L98 165H100V166H102ZM170 163H171V165H170ZM184 163V162H183ZM181 163V165H183V166H185L186 167V164H187V162L186 163ZM227 163H228V165H227ZM86 164H87V167H86ZM96 163H95V166H96V168H98L99 166L97 165ZM177 164H178V162H177ZM262 165V168L261 167H259V168H257L256 166H258V165ZM28 165V166H27ZM84 165H83V167H84ZM105 165H106V168H107V164L105 163L104 164V166H102V167H105ZM116 165H117V163H116ZM169 165L172 167H170L169 168ZM194 165V166H193ZM196 165V166H195ZM72 166H70V167H72ZM94 166V167H95ZM113 166V165H112ZM120 166H121V164H120ZM191 166H187L188 168H191ZM75 167H77V168H75ZM114 167V166H113ZM176 167L178 168V165H176L175 166V169H176ZM195 168V169H198V168ZM187 168V169H188ZM253 168H257V171H255L254 172V170L255 169H253ZM81 169V170H80ZM90 169V168H89ZM99 169H100V167H99ZM99 169H98V171H99ZM102 169V168H101ZM112 169H114V168H112ZM179 169V168H178ZM180 169H183V167L182 168H180ZM192 169H194V168H192ZM258 169H261V170H258ZM53 170H55V169H53ZM60 170V169H59ZM106 170V169H105ZM124 170H126L125 168H124ZM124 170H122L123 172H125ZM184 170V169H183ZM182 170V171H183ZM190 170V169H189ZM188 170V171H189ZM61 171V170H60ZM62 171H65V170H62ZM79 171V172H78ZM84 171V172H83ZM101 171V170H100ZM99 171V172H100ZM103 171V170H102ZM101 171V172H102ZM127 171V170H126ZM176 171H178L177 169H176ZM181 171V172H182ZM188 171H186V173L188 172ZM83 172V173H82ZM98 172V173H99ZM100 172V173H101ZM111 172H113V171H111ZM114 172H117V170L115 171L114 170ZM119 172H120V170H119ZM157 172V173H158ZM184 172V171H183ZM182 172V174H184ZM257 172V173H256ZM98 173H97V175H98ZM102 173H104V172H102ZM105 173H107V172H105ZM108 173H110V171L108 172ZM185 173V174H186ZM191 173V174H192ZM54 174V175H53ZM59 174V173H58ZM142 174V173H141ZM140 174V175H141ZM170 174V175H169ZM181 173H180V171H179V175H180ZM189 175H191L190 173H188ZM192 174V175H193ZM60 175V174H59ZM62 175V174H61ZM94 175V174H93ZM96 175V174H95ZM102 175V174H101ZM111 175V174H110ZM116 175V174H115ZM118 175V174H117ZM123 175V174H122ZM134 175V174H133ZM137 175V174H136ZM157 175V176H158ZM171 175V176H172ZM178 174H176V176H177ZM103 176V175H102ZM101 176V177H102ZM109 176V175H108ZM112 176V175H111ZM132 176V175H131ZM138 176V175H137ZM137 176H134L135 178H137ZM154 176H156V175H154ZM153 176V177H154ZM156 176V177H157ZM162 176L160 175V177L162 178ZM170 176V177H171ZM185 176H187V174L185 175ZM193 176V177H194ZM260 176V177H261ZM66 177V176H65ZM104 177V176H103ZM114 177H116V176H114ZM119 177V176H118ZM121 177V176H120ZM129 177V176H128ZM140 177V176H139ZM153 177H151V178H153ZM156 177H155V179H156ZM159 177V178H160ZM167 177V178H168ZM170 177H169V179H170ZM192 176L190 177L189 176V179L191 178H193ZM232 177H236V179H237V184H238V182H239V184L242 182V184L244 183V188H245V186H247L248 188H246V189H242L241 187H239L238 188V186L239 185H237V189H234V187L236 186H234V184H233V186L234 187H231L232 186V184H230L231 186H229V182L231 181L230 180V178H232ZM254 177H256V176H254ZM254 177H253V180H255L254 179ZM45 178V177H44ZM100 177H98V179H99ZM109 178V177H108ZM111 178V177H110ZM113 178V177H112ZM130 178V177H129ZM164 178V177H163ZM162 178V179H163ZM174 178V177H173ZM173 178H171L172 180H170V181H173L174 179ZM176 179H177V177H175ZM180 178V177H179ZM185 178V177H184ZM258 178V177H257ZM55 179V178H54ZM114 179V178H113ZM118 179V178H117ZM127 179V178H126ZM131 179H133V178H130V180ZM141 179V178H140ZM158 179V178H157ZM175 179V180H176ZM181 179H183V178H180L179 180L181 181ZM186 179H187V177H186ZM188 179V180H189ZM194 179V178H193ZM234 179V178H233ZM261 179V178H260ZM264 179V178H263ZM66 180H67V182H66ZM111 180V179H110ZM134 180V179H133ZM138 180V179H137ZM150 180H152V179H150ZM160 180V179H159ZM166 180V178H164V181ZM178 180V179H177ZM185 180V179H184ZM195 180H193V181H195ZM235 180V179H234ZM233 180V183L235 182ZM249 180V183L247 182V181ZM257 180V179H256ZM112 181V180H111ZM110 181V182H111ZM114 181V180H113ZM118 181V180H117ZM129 181V182H128ZM141 181H142V179H141ZM146 181V180H145ZM154 181V180H153ZM161 181V180H160ZM179 181V182H180ZM191 181V180H190ZM259 181H261V180H259ZM263 181V180H262ZM97 184H101L102 186L100 187L99 185H98V190H97V188H95V187H97V185L95 184V183ZM131 182H133V181H131ZM138 182H140V181H138ZM138 182H136V183H138ZM166 182V184H168L169 182L168 181H165ZM165 182H164V184H165ZM176 182V181H175ZM185 181H183V183H184ZM188 182V181H187ZM232 182V181H231ZM230 182V183H231ZM254 182H257V181H254ZM92 183H94V185H95V187L94 188H92V189H90V186H91V184ZM156 183H157V181H156ZM163 183V182H162ZM162 183H160V185H162L163 186V184ZM173 183V182H172ZM178 183V182H177ZM189 183H192V181L191 182H189ZM198 183V184H197ZM248 183V185H245V184H247ZM57 184H54V185H57ZM122 184L124 185V186H122ZM147 184H149V186L151 185V183H150V181H149V183H147ZM154 184H155V182H154ZM170 185H171V183H169ZM179 184H181V183H179ZM184 184H187L188 185V183H184ZM227 184V185H226ZM242 184H240V185H242ZM69 185L70 186H72L71 188L69 187ZM138 185V184H137ZM160 185H158V187L160 186ZM192 185V186H193ZM227 188V186L228 187H231V188H225L226 190H222L223 188L222 187H224V186ZM89 186V187H88ZM106 186H108V187H110V188H107ZM112 186V185H111ZM112 186V187H113ZM152 186H154V185H152ZM156 186V185H155ZM173 186H175L174 184H173ZM179 186V185H178ZM217 186H222L221 188L220 187H218V188H220L219 189V193H216L218 190V188H217ZM243 186V185H242ZM57 187V186H56ZM65 187V188H64ZM118 187V188H117ZM145 187V186H144ZM146 187H147V185H146ZM145 187V188H146ZM158 187H155V189H154V191L158 188ZM176 187V186H175ZM175 187H173V189L175 188ZM181 187V186H180ZM185 187V186H184ZM183 187V188H184ZM63 188V189H62ZM89 188V189H88ZM160 188V187H159ZM158 188V189H159ZM162 189L164 188V187H161ZM165 188H168V187H165ZM170 188H172V187H170ZM233 188V189H232ZM93 189H95V191L97 190L98 191V193H99V191H100V194H98L97 193V196L95 197V195H96V193H94L95 195H92V196H94V197H92V198H89L90 197V195L93 193L92 191H93ZM176 190L178 189L179 191H177V193H180L181 194V191H180V189L179 188H175ZM185 189V188H184ZM184 189H183V191H184ZM239 189V190H238ZM242 189V190H241ZM109 190V191H108ZM147 190H148V188H147ZM151 190V189H150ZM160 190V189H159ZM186 190V189H185ZM221 190V191H220ZM66 191V192H65ZM94 191V192H95ZM96 191V192H97ZM107 191H108V193H107ZM111 191H112V189H111ZM113 191L111 192L112 194H113ZM160 191H162V190H160ZM160 191H159V193H160ZM172 192H173V190H171ZM171 191L169 192L168 191V193L170 194L171 193ZM182 191V192H183ZM216 191V192H215ZM67 192H71L70 194L69 193H67ZM102 192V193H101ZM148 192H149V190H148ZM147 192V193H148ZM155 192H158V191H155ZM174 192H176V191H174ZM110 193V194H111ZM162 193H164L163 191H162ZM165 193H167V190L165 191ZM167 193V194H168ZM66 194H69V195H66ZM84 194V195H83ZM109 194V195H110ZM117 194H118V197H117ZM144 194V193H143ZM161 194V193H160ZM159 194V195H160ZM262 194V195H261ZM151 195V194H150ZM150 195H148V196H150ZM156 196V193H153V195L152 196ZM159 195H157V196H159ZM162 195V194H161ZM173 194L171 193V196H172ZM177 195V194H176ZM175 195V196H176ZM183 195H184V192H183ZM261 195V196H260ZM73 196V197H74ZM108 196V197H107ZM154 196V197H155ZM165 196H166V194H165ZM244 196V197H243ZM58 197V196H57ZM71 197V196H70ZM102 197H101V199H102ZM105 197H107V198H105ZM180 196H178V198H179ZM248 197V196H247ZM63 198V199H64ZM65 198V199H66ZM105 198V199H104ZM143 198V197H142ZM153 198V197H152ZM156 198V197H155ZM154 198V199H155ZM159 198H161V196L159 197ZM172 198H173V196H172ZM172 198H169L170 200L172 199ZM176 198H177V196H176ZM4 199V200H3ZM65 199H64V201H65ZM69 199V198H68ZM72 199V198H71ZM70 199V200H71ZM74 199V198H73ZM74 199V200H75ZM99 199V198H98ZM162 199V198H161ZM167 199H168V196H167ZM248 199V200H247ZM59 200V201H60ZM100 200V199H99ZM102 200V201H103ZM160 200V199H159ZM162 200H164V199H162ZM175 200V199H174ZM177 200H181V198L180 199H177ZM177 200H175V201H177ZM236 200V202L235 203H233L234 201ZM240 200V201H239ZM244 200V201H245ZM64 201H62V202H64ZM139 201H141V203L139 202ZM152 201H153V199H152ZM157 201V198L155 199V201L154 202H156ZM165 201L167 202V200L165 199ZM246 201H245V203H246ZM249 201V202H248ZM55 202V203H54ZM72 202V201H71ZM95 202V203H96ZM104 202V201H103ZM108 202H109V205H108ZM143 202V203H144ZM151 202V201H150ZM153 202V203H154ZM159 202H161V201H159ZM243 202V201H242ZM242 202H241V204H242ZM54 203V204H53ZM65 203V202H64ZM67 203V202H66ZM140 203V204H139ZM157 203V202H156ZM177 203H178V201H177ZM180 203H178V204H180ZM219 203H220V205H219ZM225 203V202H224ZM231 203V202H230ZM239 203H237V205H235V206H233V207H237L238 206V204ZM244 203V204H245ZM246 203V204H247ZM70 204V203H69ZM105 204H106V200H105ZM167 205H168V207H169V204L168 203H166ZM176 204V203H175ZM174 204V205H175ZM227 204V203H226ZM246 204H245V210H246ZM250 204H249V206H250ZM65 205H67V204H64V205H62V206H65ZM75 205H77V204H75ZM75 205H73V206H75ZM136 205H139L138 207L136 206ZM141 205V206H140ZM156 205H159V204H156ZM228 205H230V204H228ZM228 205H227V207H228ZM56 206H58V208H59V204L58 205H56ZM55 206V207H56ZM95 206V207H94ZM109 206V207H108ZM136 206V207H135ZM150 206H152V205H150ZM161 206H163V204L161 205ZM160 206V207H161ZM180 206V205H179ZM231 206V205H230ZM239 206H240V204H239ZM238 206V207H239ZM60 207H61V204H60ZM71 205L70 206H68V208H70L71 209ZM77 207V206H76ZM94 207V208H93ZM134 207V208H133ZM226 207V208H227ZM237 207V208H238ZM37 208H35V209H37ZM62 208V207H61ZM66 208V207H65ZM65 208L63 209V210H65ZM94 209V211H92L93 209ZM97 208V207H96ZM137 208V209H136ZM159 208V207H158ZM162 208V207H161ZM223 208H225V206H223ZM229 208V207H228ZM247 208H249L248 206H247ZM67 209V208H66ZM78 209V208H77ZM98 209V208H97ZM105 209V211L103 212V210ZM163 209H164V207H163ZM242 209V208H241ZM240 209V210H241ZM55 211H56V209H54ZM57 210H59V209H57ZM62 210V209H61ZM60 210V211H61ZM62 210V211H63ZM69 210V209H68ZM67 210V211H68ZM75 210V209H74ZM78 210H81V207L78 209ZM137 210H139V211H137ZM160 210V209H159ZM162 210V209H161ZM173 210V209H172ZM194 211L193 213H191L192 211ZM231 210V209H230ZM235 210V209H234ZM37 211V212H36ZM66 211V210H65ZM82 211V210H81ZM144 211H146V210H144ZM143 211V212H144ZM168 211H169V213H168ZM222 211H224V210H222ZM221 211V212H222ZM227 211V214L229 213L228 212V210H226ZM233 211V210H232ZM231 211V212H232ZM236 211H239V208H238V210H236ZM58 212V211H57ZM147 212H148V210H147ZM196 212V213H195ZM231 212L229 213V214H231ZM235 212V211H234ZM241 213H243V211H240ZM239 212V213H240ZM245 212V211H244ZM32 213H33V211H32ZM61 214H62V212H60ZM68 213V212H67ZM75 213V212H74ZM152 212H150L149 211V214H148V218H150L149 217V215L151 214ZM155 213H152L153 215L155 214ZM195 213V214H194ZM223 213H225V212H223ZM238 213V212H237ZM246 213V212H245ZM253 213V214H252ZM51 214H50V216H51ZM56 214V213H55ZM59 214V213H58ZM69 214H71V213H69ZM68 214V215H69ZM222 214V213H221ZM57 215V214H56ZM64 215H65V212H64ZM80 215V216H79ZM84 215H82L81 217H82V219H83V216ZM168 215L170 216V218H171V215H172V217L173 218H169L168 217ZM198 215V216H197ZM235 215V214H234ZM252 215H253V217H252ZM27 216H29V217H31V218H29V217H27ZM75 217V215H72V218H74ZM155 216V215H154ZM216 216H218V214H215V217ZM220 216V215H219ZM221 216H223V215H221ZM227 216V215H226ZM238 216V215H237ZM244 216H245V214H244ZM61 217V216H60ZM63 217V216H62ZM68 217V216H67ZM77 217V216H76ZM85 217V216H84ZM93 217V218H94ZM153 217V216H152ZM168 217V218H167ZM225 217V216H224ZM235 217V216H234ZM43 218L44 219H46V220H49V222L47 223H45L44 221L45 220H43ZM48 218V219H47ZM85 218H87V217H85ZM84 218V219H85ZM93 218L91 217V219L90 220H92V221H94L93 220ZM96 218H95V221H96ZM167 218V219H166ZM175 218V220L177 221H173L172 219H174ZM198 218V219H197ZM216 218H218V217H216ZM216 218H214V219H216ZM242 218H244L243 216H242ZM255 218V219H254ZM78 219H80V218H78ZM78 219L76 220L77 222H78ZM170 219V221L172 220V222L170 223V221H168L167 222V220H169ZM43 220V221H42ZM234 220H236L237 221V219H234ZM244 220V221H245ZM39 221V222H38ZM42 221V222H41ZM52 221V222H51ZM71 221V220H70ZM73 221H74V219H73ZM80 221H81V219H80ZM83 221V220H82ZM107 221V222H106ZM243 221V222H244ZM32 222H38V224L39 223H45L43 226H41V232H40V235L41 236H44L43 237V239H42V242H40L39 240V246H37V244L35 245V247H34V245L32 246L31 245V247H26L25 246V244L27 245V236L26 237H24L25 238V240H27V241H25V240H23L22 238V234H26V232H27V230H29L30 228L29 227H31V226H33V225H31L32 224ZM64 222V223H63ZM104 222V223H103ZM164 222H167V224L166 223H164ZM196 222V223H195ZM212 222V223H211ZM216 222H218V220L216 221ZM240 221H238V223H239ZM35 223V224H36ZM59 223V224H58ZM99 223V224H100ZM168 223H170V224H168ZM38 224H36V226L38 225ZM71 224H73L72 223V221H71ZM81 224V223H80ZM98 224V223H97ZM97 224H96V228H98V226H97ZM215 224H217V223H214L213 224V226L215 225ZM236 224H237V222H236ZM41 225V224H40ZM83 225V224H82ZM183 225V226H182ZM193 225V224H192ZM193 225V226H194ZM240 225H243V224H240ZM35 226V225H34ZM35 226V227H36ZM71 226V225H70ZM85 226V225H84ZM84 226H82V227H84ZM188 226V225H187ZM189 226H190V224H189ZM234 226V225H233ZM243 226H245V225H243ZM39 227V226H38ZM89 227V226H88ZM180 227V228H179ZM218 227V228H219ZM235 227H236V225H235ZM239 227V226H238ZM29 228V229H28ZM33 228V227H32ZM86 228L87 227H85L84 229H83V231L82 230H78V231H81L80 233H82V234H85V230H86ZM96 228L94 229V230H92V231H96V232H98L97 230H96ZM189 228V227H188ZM187 228V229H188ZM228 228V227H227ZM38 229V228H37ZM40 229V228H39ZM58 229V230H57ZM184 229V228H183ZM191 229V228H190ZM192 229H194L193 227H192ZM195 229H196V227H195ZM224 229H226V228H224ZM230 229V228H229ZM30 230H32L33 231V229H30ZM35 230H36V228H35ZM56 230H57V232H56ZM90 230V229H89ZM185 230H186V227H185ZM219 230V229H218ZM240 230V231H239ZM37 231H39V230H37ZM60 231V232H59ZM187 231V230H186ZM191 231V230H190ZM194 231V230H193ZM225 231V230H224ZM84 232V233H83ZM86 232H87V230H86ZM90 232V231H89ZM88 232V234L86 233V236L88 235V236H90V234L92 235V236H90L91 238L92 237H94L95 235H94V233L93 232H91V233H89ZM100 232V231H99ZM98 232V233H99ZM179 232V233H178ZM229 232H231V231H229ZM39 233V232H38ZM76 233H77V231H76ZM103 233H104V230H103ZM189 233H192V232H188V234ZM194 233V232H193ZM193 233L191 234V235H193ZM27 234H29V232L27 233ZM26 234V235H27ZM34 234V233H33ZM65 234V235H64ZM68 234V235H69ZM78 234V233H77ZM100 234H102V231L100 232ZM105 234V233H104ZM103 234V235H104ZM105 234V235H106ZM107 234V235H108ZM183 234H187V233H183ZM182 234V235H183ZM187 234V235H188ZM201 234V233H200ZM205 234V233H204ZM36 235H37V233H36ZM73 235V236H74ZM98 235V234H97ZM97 235L95 236V237H97ZM107 235H106V237H107ZM195 235H196V233L194 234V237H195ZM208 235V234H207ZM206 235V236H207ZM212 235H214L213 237H212ZM38 236V235H37ZM62 236V237H63ZM65 236V237H66ZM71 236V235H70ZM88 236H87V238H88ZM112 236V235H111ZM117 236V235H116ZM185 236V235H184ZM196 236H198L199 237V235L197 234ZM205 236V237H206ZM22 237V238H21ZM30 236L28 235V238H29ZM32 237V236H31ZM36 237V236H35ZM34 237V238H35ZM64 237V238H65ZM92 238V239H94L95 241H92V239H90L91 241H92V243L90 244V240H89V242H87V244L89 245H87L86 246V250H85V252L87 251V253H84V255L85 254H88L87 256H86V260H85V263L86 262H88V261H90V262H93V263H91V264H100L99 263V261L97 262V260H98V258H93V259H91L92 258V256H94V257H98V255H99V249H98V247H100V246H98V247H96V245H98V243H99V241H98V243H93V242H96V240H98V237H97V239L96 238ZM101 237H102V235H101ZM113 237H114V235H113ZM192 237V236H191ZM190 237V238H191ZM64 238H62V239H59L58 240V244L60 245V246H64L65 244H64V241H63V239ZM100 238V237H99ZM107 238H109L111 241H114L115 240V238H110V237H107ZM118 239H119V237H117ZM173 238H174V240H173ZM184 237H182L180 240V243H183L182 242V239H183ZM189 238V237H188ZM30 239V238H29ZM32 239V238H31ZM38 238L36 237V239H35V241L37 240ZM52 239V238H51ZM58 239V238H57ZM66 240H67V237L65 238ZM103 239V238H102ZM117 239V240H118ZM119 239V240H120ZM185 239V238H184ZM21 240H23V241H25V242H27V243H25V242H23V243H25L24 245H20V244H23V243H21ZM69 240V239H68ZM105 240V239H104ZM153 240V241H152ZM194 241H195V239H193ZM32 241L33 240H31V243H32ZM34 241V242H35ZM38 241H36L37 243H38ZM59 241L61 242V243H59ZM101 241V240H100ZM106 241H107V239H106ZM149 241H151L150 243H149ZM160 241H162V243H160ZM185 241H187L186 239H185ZM52 242V243H51ZM56 242V241H55ZM68 242V241H67ZM67 242H65V243H67ZM102 242V241H101ZM117 242H121V241H117ZM30 243V244H31ZM105 244H106V242H104ZM108 243L109 242H107V245H108ZM122 243V242H121ZM147 243H149V244H147ZM154 243V242H153ZM173 243V242H172ZM179 243V242H178ZM195 243H197V244H202V246L200 245V247H199V245H197V244H195ZM203 243H205V245L203 244ZM103 244V243H102ZM104 244V245H105ZM112 244V243H111ZM124 244V243H123ZM232 244H233V246H232ZM28 245H29V243H28ZM100 245V244H99ZM126 245V244H125ZM152 245H155V243L154 244H152ZM198 247H197V246ZM24 247L23 249H21V247ZM38 248H40V249H37V250H35L37 247ZM59 246V247H60ZM113 246V245H112ZM117 245H115V247H116ZM127 246V245H126ZM148 246V247H149ZM164 246V245H163ZM234 246H236V249L238 248V250H232V249H230V247H234ZM32 247H34V248H32ZM43 247V248H42ZM105 247H106V245H105ZM109 247V246H108ZM115 247H113V248H115ZM165 247V246H164ZM51 248V249H50ZM63 248V247H62ZM76 248V247H75ZM122 248V247H121ZM141 248V249H140ZM162 248V247H161ZM52 249L54 250V251H52ZM60 249H61V247H60ZM70 249H72V248H70ZM85 249V248H84ZM98 249V250H97ZM102 249H104V248H102ZM116 249V248H115ZM148 249V248H147ZM155 249V248H154ZM158 249V248H157ZM234 249V248H233ZM243 249H246V250H243ZM46 250H48L47 252H46ZM58 250H59V248H58ZM76 250H78V249H76ZM76 250L75 249H73V250H71V251H69L68 249H67V251H69V253L68 254H65V260H67V262L68 261H70V260H72L73 259V256H75L76 255ZM116 250H118V247H117V249ZM161 250V249H160ZM164 250V249H163ZM229 250H232L233 252H235L236 251V253L238 254H231L230 253V251ZM37 251V252H36ZM66 251V250H65ZM66 251V252H67ZM99 251V252H98ZM60 252V251H59ZM63 252V251H62ZM78 252V251H77ZM103 252V251H102ZM101 252V253H102ZM107 252H108V250H107ZM110 252V251H109ZM261 252V254L259 255V253ZM75 253V254H74ZM100 253V254H101ZM154 253V252H153ZM157 254H158V252H156ZM163 253V252H162ZM164 253L163 254H161V255H164ZM45 255V256H49V255ZM63 254V253H62ZM62 254H60V255H62ZM150 254V255H149ZM231 254V255H230ZM241 255V256H246V255ZM67 255V256H66ZM83 255V256H84ZM149 255V256H148ZM156 255V254H155ZM159 255V254H158ZM158 255H157V258H158ZM176 255H178V256H176ZM180 255V256H179ZM24 256V257H23ZM57 256V255H56ZM69 256V257H68ZM77 256H79V255H77ZM76 256V257H77ZM82 256V257H83ZM128 256V255H127ZM235 256V257H236ZM240 256V257H241ZM253 256L255 257V260L253 259ZM55 257V256H54ZM63 257H64V255H63ZM62 257V259H64ZM76 257H75V259H76ZM87 257L88 258H90V259H88V261H87ZM128 257V258H129ZM132 257H133V259H134V261H133V259H132ZM144 257V258H143ZM152 257H153V255H152ZM161 256H159V258H160ZM222 257V259L220 260V258ZM263 257H264V253H263ZM262 257V258H263ZM21 258H23L22 260H21ZM47 258V257H46ZM50 258V257H49ZM61 258V257H60ZM59 258V259H60ZM100 258V257H99ZM127 258V257H126ZM155 258H156V256H155ZM228 259H229V257H227ZM256 258H258V259H256ZM262 258L260 259L261 261H262ZM79 259H80V256H79ZM84 259V258H83ZM82 259V260H83ZM164 260L165 258H162L161 257V259L160 260ZM243 258L241 257V259L240 260H242ZM247 259V260H248ZM253 259V260H252ZM34 260H35V262H34ZM54 260V259H53ZM101 260V259H100ZM109 260H111V259H109ZM108 260V261H109ZM113 260V259H112ZM159 260V259H158ZM163 260H162V262H163ZM216 260V262L218 263V261ZM230 260V259H229ZM235 260V261H234ZM41 261V262H40ZM50 261V260H49ZM49 261H46V263H44V264H56V262H53V263H51V261L49 262ZM55 261V260H54ZM57 261V260H56ZM61 261V260H60ZM72 261H74V260H72ZM79 261V260H78ZM80 261H81V259H80ZM84 261V260H83ZM83 261H81V262H83ZM167 260H165V262H166ZM203 261V262H204ZM228 261V260H227ZM231 261V260H230ZM242 261H244V260H242ZM38 262H37V264H38ZM48 262V263H47ZM66 262V263H67ZM104 262V261H103ZM102 262V263H103ZM106 262V261H105ZM223 262V261H222ZM221 262V263H222ZM260 262V261H259ZM264 262V259H263V261H262V263ZM63 263V262H62ZM65 263V262H64ZM63 263V264H64ZM69 263H71V262H69ZM74 263V262H73ZM76 263V262H75ZM101 263V264H102ZM108 263H110V262H108ZM108 263H106V264H108ZM161 263V262H160ZM208 263V262H207ZM213 263H215V262H213ZM217 263H215V264H217ZM224 263V262H223ZM225 263H227L226 261H225ZM224 263V264H225ZM230 263V262H229ZM228 263V264H229ZM68 264V263H67ZM81 264H84V262L83 263H81ZM88 264V263H87ZM90 264V263H89ZM104 264V263H103ZM112 264V263H111ZM163 264V263H162ZM165 264V263H164ZM202 264H204V263H202ZM209 264V263H208ZM234 264V263H233ZM255 264V263H254ZM260 264V263H259ZM264 264V263H263Z\"/></svg>","mask_w":264,"mask_h":264},{"label":"rangeland","instance_id":"374dc122","mask_svg":"<svg viewBox=\"0 0 264 264\" xmlns=\"http://www.w3.org/2000/svg\"><path fill=\"white\" fill-rule=\"evenodd\" d=\"M44 1V0H43ZM42 0H34L30 5H29V7H28V9H27V11H26V13H24V16L22 17V18H20V20H18L17 22H16V25H15V28L13 29V31L11 32V34H9L1 43H0V72L1 71H3V70H5V68H7L8 67V65L6 66V64H9V61H7L8 60V58H11V57H18L19 55H21V40L23 39V37H24V35H25V33L27 32V30L29 29V27L31 26V24L33 23V21H34V16H36V11H38V9H39V7H40V4H42V2H43ZM226 2L225 0H219V1H217V2H215V3H209V4H206V0H203V2L201 3V9L202 10H206L204 7H205V5H206V7L207 8H210L211 10H206V12H209V11H211L210 13H212V11L213 12H218V11H222L223 9H224V6L223 5H225V3L224 2ZM81 2V1H80ZM224 3V4H223ZM80 4V3H79ZM74 6H75V8H76V6H78L77 5V3H75L74 4ZM210 6V7H209ZM72 7V6H71ZM52 8H54V7H52ZM222 8V9H221ZM69 9V8H68ZM70 9H72V8H70ZM57 10V9H56ZM54 11L55 13L56 12H58V11ZM76 11V10H75ZM201 11V10H200ZM53 12V15L55 14ZM202 12V14H203V12L204 11H201ZM206 12H204L205 13V15H206ZM59 13H61V12H59ZM209 13V14H210ZM201 14V13H200ZM200 14H198L197 16H195V18H199V15ZM52 14H51V16H52V21H53V28H52V30L48 33V36H47V43L48 44H51V43H54V42H57L58 41V36L60 35V33H62V34H64V32H66L67 30H69L70 29V31H67L66 32V35L69 37V38H67L66 40V42H67V46H70V47H66V52L65 53H63L64 55L59 59V60H57L58 58L56 57V56H53V57H51V55H49V54H47V55H45V49L43 48V47H45L44 45H43V43H40L39 42V39H38V37H36L35 39H34V43H37V44H35V47L34 48H32V51H30L31 53H30V57H28L27 58V62L29 63V65H30V67H31V69H30V71L31 72H33L34 70H38L39 71V73H40V75H42V76H40V77H42V78H40V77H38V76H28V75H26V77L23 79V78H21V85H27V86H25V88L26 89H24V90H22L21 91V93L23 94V92H24V94L23 95H25V97L26 98H28L29 96V100L32 98V101H35L36 99H38V98H36V97H38L37 95L38 94H41V93H44L45 92V94H42V96H43V98H41L40 96V98L38 99L39 101L37 102L38 104H36L37 106H35L36 108V110L38 111V113L37 114H40L41 113V115H40V118L39 119H37V120H35V121H33V123H31L30 121H26L27 123H29V124H27L26 122V124H25V126H26V128H25V126H23L24 124H17V126H14V128L16 129V131H20V130H26L25 131V133H24V135H23V133H22V131H20L21 133V135L23 136V137H21V139L22 138H27L28 136V138L29 139H31L32 138V140L34 141H38V140H43L44 138H45V136H46V138H45V141L47 140L48 142L50 141H52L53 142V138L54 139H56L58 136H60V135H57V132H58V134L60 133H62V131H67L66 133L68 134L67 135V137L66 138H68V142H70V143H68L66 140L67 139H65L64 141L66 142V143H64V142H62L63 144H65V145H63L64 147L66 146V145H68L67 147H69V148H66L65 147V150H64V147L63 146H59L60 147V151H58V152H55V153H60V155L59 156H64V153H65V156H66V154H68L69 152L71 153V155L69 156H67L68 158H67V161L65 162V164L66 163H68V164H66V165H64L62 168L60 167H58V169L57 168H53V169H55V170H53L52 169V171H53V173H55L54 171H56V170H58V171H56L57 172V174L55 173V175H54V177H53V182H54V180H56V179H58V180H60V182L58 181H55L54 183H53V186H54V189L56 190V193H60V192H62L61 190H59V188L61 189V186L63 187L65 184L63 183H61V181H62V179H63V177L65 178V179H67L68 180V178H67V173H65V172H67L66 171V168H67V170L69 169V170H71L72 168H73V166H72V162H73V157L75 158V156L77 157L78 156V158H79V156H80V158L81 157H85V159L83 158V162L81 163V166H79V168L81 167V169L82 168H85V165L83 164V163H87V161L86 160H88V158L90 159L91 157H93V156H95V154L93 153V152H95L97 155L99 154L98 152H100L101 150V152H103L105 155H101V153H100V155L102 156V157H100L99 155V157L97 156V159L99 158V163H101V161H104V163H102V166H104V164L106 163L107 164V168H106V165H105V167H102V166H100V165H98L97 164V162H98V160H97V162H95L94 161V165L92 164L91 166L94 168V169H91V167H90V165L88 166V168H85L84 169V171L86 170L87 172H88V170H89V172L92 170H96L94 173L91 171L90 172V174H92V178H93V176H94V180H96V178L95 177H97V180L99 181H102V179L104 180H106V178L109 180H106V181H108L110 184H107L108 186H110L111 187V189H112V191H113V188L115 189L116 187L115 186H117L118 184H120V183H118L119 182V180H120V182L121 181H125L126 182V180H129L130 181V183H129V185L131 184H136V186L137 187H140V188H142L143 190H145L146 189V191L144 192L143 191V193L141 194V197H140V199L139 200H141L142 201V203H141V201H139L141 204H145V202L148 200L147 198L149 197V200L146 202V204L144 205V206H146L147 204H148V206L145 208L144 207V210H146V211H144L142 208H143V206L142 207H139L138 209H140V210H142V211H139V210H137V211H139V212H142V213H148L149 214V211L150 212H152V213H155V212H153V210H154V208H156L157 206L159 207H157V209H156V213L158 214V216H159V214H161V212L163 213L164 211H166V212H164V214L165 213H167V210H169L170 208H171V205L172 206H176L177 205V207L176 208H178V207H181V205L183 204V203H180V202H186L185 201V198H187V196H188V194H186V196H185V191L187 192V189H189V187H190V189H191V187L192 188H194L195 187V185H193V184H196V183H193V182H196V178H195V176H196V174H193L192 172H190L191 170L194 172V170H195V172L194 173H196V171L198 172V170H199V168L198 169H195L196 167H192L190 164H192V163H189L188 164V162H189V158L187 159L188 161H186L187 162V164H186V167L185 166H183V165H181V163H186L185 162V160L183 161V159H185V158H178V160H180V161H176L175 159V161H176V164L175 163H173V162H175L174 160H172L171 161V163H173L172 165L174 166V169L171 167L172 165H171V163H170V165H169V168L171 169V170H174V171H171V172H173L174 174L176 173V172H178V173H176V174H178L177 176H176V174L173 176L172 174V176L170 177V179H169V177H168V174H166V177H165V174H164V176H162V174H160L161 176H162V178L164 177V178H166V180L165 181H168L169 183H171V185L168 183V184H166V182L164 181V178L162 179L161 177H160V175H158L159 174V172H158V170H160V167L163 165L162 163H160L159 165L160 166H155L154 167V169H152L150 172H148V173H143L142 171H140L139 173L141 174H138V172L137 171H135V170H138L139 171V168H138V164H137V161H135V159L131 156V158H130V154L127 152V151H130L129 150V148H132L133 146L132 145H136V140H138L137 138H135L134 140H132V141H129L127 138H126V136L128 135V138H129V136L131 135V133L132 134H136V133H138L137 131H140V130H138L139 129V127H140V129L141 128H143V125H145L146 124V122L147 121H154V120H157L156 118H152V116L153 117H156L157 116V114H155L156 112H158L159 110H160V108L162 107H160L159 108V106L157 105L158 104V99L156 100V98L155 99H153V94H150V98H151V96H152V98L150 99L149 98V93H147V91H148V89L147 88H143V89H141V90H138V91H136V88L134 89V87H137L138 86V84H140V81H141V79L143 78V77H145V76H147L148 77V75H147V73L149 74L150 72H152L153 71V74H155L156 73V69H154L155 68V63H153V62H136V63H133V69H138V66L139 65H143V68H140V69H138L139 70V72H138V75H136L137 74V72H135V74H134V72L132 71L131 72V74L130 75H128V79L127 80H124V78H123V73H124V70H125V68L126 67H128V65H132V64H130V62L128 61V62H122V64L121 65H119V64H117L116 62L120 59H122V57H125V56H128L127 55V53H129L130 51H131V49L130 48H128V47H117L116 48V46L115 47H109V46H105V41H102L101 43H100V47H102V48H99V47H97V49L99 50V51H103L102 53L100 52V54H102V56H100L99 55V57H95V58H91L90 56H86L85 54H86V52H88V51H86V49H84L83 48V44H80V45H82V46H80L79 44H78V42H76L77 40L75 39V36H76V38H79V40L81 39V34L82 33H80V32H82L81 30H80V32L78 33V35H77V31H79V30H77V31H72V28H75V30L76 29H80L81 27L80 26H82V25H80L79 26V24H82V17L79 15V14H74V16H73V18H71L72 16L71 15H69V16H71L70 18H71V20L69 21L70 23H69V26H67L66 24H67V17L66 18H64L63 16V14H58V13H56L54 16H53ZM56 15H57V17H56ZM66 15H67V13H66ZM79 15V16H78ZM201 16V15H200ZM204 16V15H203ZM78 17V19L76 20V18ZM64 18V19H63ZM81 18V19H80ZM187 17L186 16H182L181 17V20H182V22H180L179 23V26H180V28L178 29V40L176 41V45H172V46H170V47H168V48H165V49H167V52L165 51V53L167 54V53H169V55H170V53H171V56H172V58L174 59V60H177V63L175 64V66H174V68L173 69H170V68H165L164 70H167V73H164L165 75H169V77H170V79L173 77V75H181V74H185V71H184V73H182V68H183V66H186V64L188 63L187 61V59L188 58H186V57H188V56H183V55H181V53L179 52L180 50H181V45H182V43L184 42L185 43V41H187V38H188V36H189V34H190V31H193V27L195 28V26L194 25H192V23L190 22V21H188L187 19H186ZM192 18H194V17H192ZM201 18V17H200ZM80 19V20H79ZM186 19V20H185ZM79 20V21H78ZM77 21V22H76ZM188 21V22H187ZM75 22V23H74ZM79 22V23H78ZM66 23V24H65ZM75 24V25H74ZM227 23H225V25H226ZM77 25H78V27H77ZM68 28H67V27ZM74 26V27H73ZM193 26V27H192ZM70 27V28H69ZM77 27V28H76ZM192 28V29H191ZM64 29V30H63ZM66 30V31H65ZM74 33H72V32ZM70 32V33H69ZM185 33V34H184ZM76 34V35H75ZM103 34V33H102ZM184 34V35H183ZM70 35H72L71 36V38H70ZM79 35H81V36H79ZM107 35H108V37L109 38H111V40H118L119 41V38L121 39H123V37L121 36L120 37V32H118V31H111V32H109V33H107ZM10 36H12L10 39H9V37ZM181 36H184L183 38L181 37ZM73 38V39H72ZM180 38V39H179ZM182 38V39H181ZM70 39V40H69ZM72 40H73V44H77V45H79V46H77V45H73L72 44ZM74 40H76V41H74ZM180 40V41H179ZM37 41V42H36ZM81 43H82V39H81V41H80ZM39 43V44H38ZM69 43V44H68ZM71 43V44H70ZM154 43H156L157 44V41H154ZM201 43L202 44H196L195 45V54L196 55H198V51H200V49H203V45H204V42L203 41H201ZM42 44V45H41ZM155 44V45H156ZM177 44H179V45H177ZM73 45V46H72ZM74 46H76V47H74ZM79 47V48H78ZM81 48V49H80ZM83 48V49H82ZM113 48V49H112ZM119 48H121L120 50H119ZM175 48V49H174ZM180 48V49H179ZM15 49V50H14ZM80 49V50H79ZM96 49V48H95ZM117 49L120 51V53H119V51H117ZM127 49V50H126ZM114 50L116 51L115 53L116 54H114ZM123 50H125V51H123ZM112 51V52H111ZM16 52H17V55H16ZM111 52V53H110ZM126 52V53H125ZM18 53H19V55H18ZM103 53H105L104 55H103ZM110 53V54H109ZM119 53V54H118ZM125 53V54H124ZM44 54V55H43ZM78 54V55H77ZM123 54V55H122ZM130 54V53H129ZM6 55V56H5ZM106 55V56H105ZM114 55H116V56H114ZM117 55H119V56H117ZM122 55V56H121ZM46 56V57H45ZM49 56V57H48ZM83 56H85V57H83ZM111 56V57H110ZM121 56V57H120ZM115 57V58H114ZM116 57H118V60H117V58ZM120 57V58H119ZM198 57V56H197ZM50 60H49V59ZM78 58V59H77ZM87 58V59H86ZM177 58V59H176ZM5 59H7V60H5ZM21 59H23V60H21V64H23L22 63V61H24L25 60V58H23V56L21 57ZM75 59V60H74ZM82 59V60H81ZM113 59V60H112ZM125 59H127V57L126 58H124L123 60H125ZM143 59H144V57H143ZM115 60V61H114ZM185 60V61H184ZM198 60V59H197ZM61 63H60V62ZM75 63H74V62ZM62 62H65V63H63V65H61L62 64ZM79 62V63H78ZM88 62H90L91 63V65L90 66H88L87 67V65H88ZM120 62V61H119ZM72 63V64H71ZM74 63V64H73ZM144 63H146V66H145V64ZM153 65H152V64ZM150 64H151V66H150ZM60 65V66H59ZM63 68H62V67ZM71 66H73V68L71 67ZM117 66H120V68H119V74L118 75H109V74H111V73H113V72H116V68H117ZM154 66V67H153ZM157 66V65H156ZM193 66H195V65H193ZM198 66V65H197ZM60 67H61V69H60ZM137 67V68H136ZM142 67V66H141ZM35 68H37V69H35ZM65 68H67V69H65ZM79 68H80V70H79ZM83 68H91L90 70L88 69V70H86L85 69V71L83 70ZM145 68V69H144ZM187 68V67H186ZM185 68V69H186ZM64 69V70H63ZM143 69V70H142ZM185 69H183V70H185ZM189 69V68H188ZM58 70H59V72H58ZM138 70H136V71H138ZM141 70V71H140ZM230 70V71H229ZM228 70V72H227V74L228 73H230L231 72V70H232V68H230ZM45 72V74H44V72ZM53 71V72H52ZM89 72L90 71V73H99V75L100 74H102V76H99V75H88V73L87 74H85V75H82L83 74V72ZM102 71V72H101ZM176 71V72H175ZM62 72V73H61ZM180 72V73H179ZM186 72H187V70H186ZM56 73V74H55ZM58 73H59V75H58ZM52 74H54V79L53 78H51L52 77ZM151 74V73H150ZM149 74V75H150ZM56 75V76H55ZM135 75V76H134ZM60 76V77H59ZM78 76H82V78H83V80L84 81H80V80H76V77H78ZM172 76V77H171ZM55 77H57L56 79H55ZM102 77V78H101ZM146 77V78H147ZM37 78V79H36ZM49 78L50 79H52V80H49ZM23 79V80H22ZM40 79V80H39ZM48 79V80H47ZM135 79H139L138 81L137 80H135ZM40 82H39V81ZM46 80V81H45ZM145 80H147V79H145ZM158 81H159V79H157ZM24 81H26V82H24ZM28 81V82H27ZM35 81H38V82H35ZM49 81H53L54 83L52 84L51 82H49ZM24 82V83H23ZM31 84H33V88L34 89H32V85H30V83ZM41 82H43V83H41ZM47 82H49V83H47ZM139 82V83H138ZM160 82V81H159ZM23 83V84H22ZM41 83V84H40ZM29 84V85H28ZM46 84V86L45 87H43L44 85ZM49 84V85H48ZM175 84V83H174ZM173 83H169V88H172V89H170V90H172V92L173 93H175V96L176 95H178L179 96V98H180V100L178 101L179 102V105L184 101L185 102V100H186V95L184 94V93H182L179 89H177V85L175 84L174 85ZM40 85V86H39ZM51 85V86H50ZM137 85V86H136ZM24 86L22 87L21 86V89L22 88H24ZM56 86V87H55ZM41 87V88H40ZM42 87H43V89H42ZM55 87V88H54ZM37 88V89H36ZM51 90H50V89ZM39 89H41L42 91L43 90H45V91H43V92H41ZM50 91H49V90ZM73 89H74V91H76V95L75 96H73V97H71L70 96V91H73ZM32 90V91H31ZM38 90V91H37ZM48 90V91H47ZM175 90H177L176 92H175ZM35 91H36V93H35ZM39 91L41 92V93H39ZM54 91V92H53ZM144 91H146V94H144ZM49 92H51V93H54V95L55 96H57L58 98H60L61 99V101H63L62 102V104L61 103H58V106L59 107H57V105H51V107L52 106H54V107H52V109L54 110V111H56V113L55 112H53V110H51V108L50 109H47V108H45L46 109V111L45 110H43V108L44 107H46V105H47V103L46 102H48L49 100H51V98L49 97V96H51L52 97V94H50ZM179 92V93H178ZM207 92H209V91H207ZM31 93L33 94V95H31ZM47 93V94H46ZM58 93V94H57ZM110 93L111 94H113V96H111L110 95ZM181 93V94H180ZM34 94H36V96L34 95ZM110 95L111 96V98L113 99V101H114V105L116 104H119V102H120V100H127L128 101V106H130V109H133L134 110V112L136 113V115H138V117H142L141 119L142 120H140V118H139V120H138V118H137V116H134V114H132L133 115V120H137L138 122H135V123H133L134 121L132 120V118H130L132 121L130 122L129 121V123H127L128 121V119H126V113L125 112H127V110L126 109H124V107H122L121 109L122 110H119V111H114V113H113V111H109V109H107L108 110V115H110V116H112V115H115V112L119 115V117L121 118L120 119V122L121 121H123V122H121L120 123V126L122 127V128H124V126H128V125H130V126H128V127H131V125H134L135 124V126H137L138 125V128L137 127H135V126H132V128L134 129H132V128H128L125 132L124 131H121L122 132V134L123 133H125V134H121V133H119L118 135L120 136V138L118 137V135L116 136V137H114V139H111L110 137H108L111 141H115L112 145H114L113 147L111 146V143H109V142H111L110 140H109V142L108 141H106V140H108V138L106 139V137H105V141L107 142H105L104 141V137L103 136H101L103 139V141L100 139L101 137H99V135L97 134V132L95 131L96 129L94 128V126L92 127V126H88V127H86V125H84V127L83 128H81V129H76V127H74L73 126V128H72V125L70 124V120H71V118H72V111H73V109H74V107L76 106V104H78V105H81L82 104V108H85V109H83V111L81 112V115H80V119L81 118H85V116H86V114L84 113V112H87V113H89V115H90V117H92V118H95V113H97L98 111H100V110H102V108L105 106V104H104V102H105V97L107 96V95ZM180 94V95H179ZM210 94V92L209 93H207L206 95H204V98H202V101H203V99H205V97L207 96V95H209ZM212 94V93H211ZM2 97V95L0 94V99H2L1 98ZM24 97V96H23ZM148 98H149V100H148ZM201 98H199V97H196L195 98V100L193 101H191V103L189 104V101H188V103L186 104V103H184V104H186V105H190L189 107H191L190 109H194L195 111L198 109V111H200V109L201 110H203L204 108H205V104H202L201 105V103H203L202 101H201ZM21 99H23V98H21ZM196 99L198 100V101H200V102H196ZM29 100H28V102H29ZM145 100H146V102H145ZM151 100H153L152 102H151ZM1 101V100H0ZM31 101V100H30ZM59 101V100H58ZM155 101H157V103L155 102ZM118 102V103H117ZM144 102V104L142 105V103ZM193 103V104H192ZM46 104V105H45ZM158 106V107H156V105ZM184 104H182V105H184ZM192 104V105H191ZM42 105V106H41ZM45 105V106H44ZM136 105L140 108L141 107V105H142V110L140 111V109H137L138 107H136ZM146 105V106H145ZM160 105V104H159ZM186 105H184V107L186 106ZM199 105V106H198ZM181 106V105H180ZM40 107V108H39ZM42 107V108H41ZM48 107V106H47ZM56 107V108H55ZM134 107H136V108H134ZM145 109H144V108ZM151 107V108H150ZM181 107H183V106H181ZM181 107H178V109H175L176 111H174V109L172 108H169V109H171V110H173V111H168V113H169V115L168 114H166L165 115V113L167 112H164V114L160 117L159 115H161V114H158V116L160 117V119H162V120H157L158 121V123L159 124H162V123H160V121L161 122H163V126H165V127H167L168 128V130H170L171 129V132L175 129V131H176V126H180V124H181V126H180V128L179 127H177V131H180V132H182V134H185V135H189V134H191V133H193V130L195 131L196 130V127L198 126V124H200L201 122H203L204 121V119H202V120H200L201 118H199L197 121H196V119L199 117V115H200V112L198 113V111H196V113H195V115L194 116H192V115H189L188 114V106H186V108H184V110L183 109H181ZM115 108H117V106H115ZM153 108H154V110H157V108H159L155 113L154 112H152L153 111ZM195 108H197V109H195ZM144 109V110H143ZM186 109V110H185ZM42 110V111H41ZM48 110V111H47ZM103 110H105V108L103 109ZM106 110V111H107ZM138 110V111H137ZM152 110V111H151ZM194 110H193V113H194ZM44 111V112H43ZM52 111V112H51ZM137 111V112H136ZM177 111H178V113H177ZM181 111V112H180ZM188 111V112H187ZM42 112H43V114H46V115H48V113H49V116L47 117L46 115H43L42 114ZM105 111H103V113H104ZM133 112V113H134ZM150 113V115H151V118H147L146 116H149V113ZM172 112H174L173 114H172ZM183 112H186L185 114H183ZM51 113V114H50ZM55 113V114H54ZM106 112H105V119H107L109 116L108 115H106L107 114ZM111 113V114H110ZM124 113V114H123ZM140 113V114H139ZM172 115H171V114ZM180 113V115H178ZM183 114V116H182V114ZM192 112H191V110H190V114H193ZM199 115H198V114ZM142 114V115H141ZM146 116H145V115ZM178 116H177V115ZM188 114V115H187ZM52 115V117H53V115H55L53 118L52 117H50ZM140 115V116H139ZM144 115V116H143ZM156 115V116H155ZM168 115V116H167ZM189 116L188 118L186 117V116ZM196 115H198V117L196 116ZM39 116V115H38ZM44 116V117H43ZM46 116V117H45ZM56 116H58V118L56 117ZM71 116V117H70ZM104 116H103V118H104ZM108 116V117H107ZM157 116V117H158ZM164 116H166L165 118H166V120H171L170 122H172V123H169V121H164L165 120V118H162V117H164ZM171 116H172V118H171ZM177 116V117H176ZM192 116V117H191ZM134 117H135V119H134ZM143 117H146V118H144L143 119ZM150 117V116H149ZM176 117V118H175ZM181 117V118H180ZM183 117H186V120H184V122H185V128H183L184 126L182 125V121H183ZM200 117H202V116H200ZM49 118V119H48ZM51 118H52V121H51ZM54 118H55V120H54ZM67 118H69V120L67 119ZM112 118H113V116H112ZM123 118V119H122ZM170 118V119H169ZM179 120H178V119ZM190 118V119H189ZM191 118H192V120H191ZM126 119V120H125ZM129 119V120H130ZM159 119V118H158ZM174 119V120H173ZM109 120L111 121V117H109ZM146 122H145V121ZM195 120V121H194ZM42 122L41 123V125L40 126H43V127H41L40 128V126L37 124V123H39V122ZM127 121V122H126ZM141 121H144V123H143V125H142V123H141ZM157 121L155 122V123H157ZM179 121V122H178ZM180 121H181V123H180ZM189 121V122H188ZM201 121V122H200ZM68 122H69V124H68ZM114 122H115V120H114ZM165 122H168V123H165ZM184 122H183V124H184ZM191 124L192 123V125L190 126L189 124ZM194 122V123H193ZM196 122V123H195ZM198 122H200V123H198ZM35 123H36V125H37V127H35L36 125H35ZM50 123H52V125L50 124ZM123 123V124H122ZM127 123V124H126ZM198 123V124H197ZM33 124V125H32ZM40 124V123H39ZM57 124V125H56ZM64 124V125H63ZM168 124H169V127H168ZM177 124V125H176ZM179 124V125H178ZM193 124H194V126H193ZM196 124V125H195ZM30 125H32V126H30ZM53 125H55V126H57V127H53ZM63 125V126H62ZM140 125V126H139ZM142 125V126H141ZM171 125V126H170ZM20 126V127H19ZM22 126V127H21ZM31 127V128H29V129H33V127H34V129L33 130H35V132L33 131V130H30L29 131V129H28V127ZM48 126V127H47ZM49 126H50V128H49ZM70 126V127H69ZM174 128H173V127ZM187 126H190V127H187ZM25 128V129H21V128ZM51 127H53V128H57V129H53V128H51ZM135 127V128H134ZM191 127H193L192 129H191ZM195 127V128H194ZM46 128H48V129H46ZM59 128V129H58ZM61 128H62V130H61ZM66 128V129H65ZM121 128V129H122ZM172 128H173V130H172ZM198 128V127H197ZM39 129H44V130H47L46 132H44V130H39ZM50 129V130H49ZM52 129H53V131H52ZM65 129V130H64ZM124 129H122V130H124ZM189 129V130H188ZM50 132H49V131ZM57 132H56V131ZM61 130V131H60ZM78 130V131H77ZM129 130H133V132H131V131H129ZM136 130V131H135ZM35 133H33V132ZM52 131V132H51ZM191 131V132H190ZM30 132H32V133H30ZM39 134H37V133ZM47 132L49 133V134H47ZM30 135H29V134ZM50 133H51V136H50ZM53 133V134H52ZM55 133V134H54ZM126 133H127V135H126ZM43 134H45V135H43ZM88 134L90 135V136H88ZM26 135H28V136H26ZM34 135H36V139L34 138ZM38 135V136H37ZM41 135H43L44 136V138L41 136ZM50 137H48V136ZM126 135V136H125ZM97 136H98V141L96 140L97 139ZM31 137V138H30ZM56 137V138H55ZM91 138V139H89V138ZM49 138V139H48ZM88 138V139H87ZM124 138V139H123ZM58 139V138H57ZM94 139V140H93ZM116 139H117V141H116ZM122 140L121 142L123 143V141H124V143H123V147L121 146L122 145V143L119 141V140ZM127 139V140H126ZM263 140H264V138H262ZM83 140V141H82ZM93 140V141H92ZM0 141H2V138L0 137ZM55 141V140H54ZM92 141V142H91ZM100 141V142H99ZM129 141V142H128ZM82 142V143H81ZM97 142V144H95ZM98 142L99 143H101V144H98ZM126 142V143H125ZM128 142V143H127ZM132 142V143H131ZM93 143H94V145H93ZM104 143H105V146H107V148L106 147H104L103 145H104ZM109 143V144H108ZM120 144V146H119V144ZM84 145V147L83 146H81V145ZM107 144V145H106ZM130 144H132V145H130ZM37 145H38V143H37ZM39 145H41V144H39ZM42 145H43V147H42ZM41 145V149H45V148H48V146H46L47 144H42ZM61 145V144H60ZM90 145H92V147L93 148H91V147H89L88 149H91L90 151H91V153H93L92 155L89 153H86L87 155H89V156H91V157H88L86 154L84 155H82V151H85V150H88L87 149V147ZM95 145H100V146H95ZM102 145V146H101ZM118 147H117V146ZM126 145H127V147H126ZM81 146V147H80ZM109 146H111V147H109ZM125 146V147H124ZM131 146V147H130ZM150 147H149V155H148V157L150 156L151 157V154H153L152 155V157L151 158H154V153H153V145H149ZM45 147V148H44ZM62 147V148H61ZM83 147V148H82ZM95 147V148H94ZM102 147V148H101ZM103 147H104V149H103ZM108 147H109V149H108ZM111 148H113V149H111ZM116 148V149H115ZM125 148H127V149H125ZM62 149V150H61ZM69 149V150H68ZM99 149V150H98ZM105 149H107V151L105 150ZM110 149H111V151L112 152H110ZM117 149H120V151L118 150L117 151ZM45 150H48V149H45ZM94 150V151H93ZM103 150H105V151H103ZM114 150V151H113ZM116 150V151H115ZM122 150H124L123 152H122ZM48 152V151H47ZM61 152H63V154L61 153ZM79 152V153H78ZM127 152V153H126ZM107 154H108V158L109 157H111V158H107ZM132 155V154H131ZM64 156V157H65ZM17 157V156H16ZM106 157V158H105ZM115 159H114V158ZM118 157H119V159L121 160H119L118 159ZM149 157V158H150ZM18 158V157H17ZM101 158V159H100ZM102 158H105L104 160H102ZM113 158V159H112ZM72 159V160H71ZM108 159V160H107ZM177 159V158H176ZM70 160V161H69ZM236 160V159H235ZM89 161V160H88ZM119 161V162H118ZM232 162H234L233 160H231ZM24 162V161H23ZM165 162V161H164ZM177 162H178V164H177ZM25 163V162H24ZM95 163L100 167V169H99V167L98 168H96V166H95ZM116 163H117V165H116ZM183 163V164H184ZM228 163H231L230 161L228 162ZM228 163H227V165H228ZM26 164V163H25ZM120 164H121V166H120ZM224 164H225V162H224ZM83 165H84V167H83ZM114 167H113V166ZM176 165H178V168L176 167V169L178 170V171H176V169H175V166ZM185 165V164H184ZM28 166V165H27ZM70 166H72V167H70ZM95 166V167H94ZM189 166H191V168H188ZM194 166V165H193ZM66 167V168H65ZM86 167H87V164H86ZM183 167V169H180V168H182ZM257 168H259V167H261L262 168V165H258V166H256ZM75 168H77V167H75ZM90 168V169H89ZM102 168V169H101ZM112 168H114V169H112ZM124 168L127 170H124ZM188 168V169H187ZM192 168H194V169H192ZM257 168L255 169V168H253V169H255L254 170V172L255 171H257ZM30 168L28 167V170H29ZM61 171H60V170ZM80 169V170H81ZM98 169H99V171L101 170H103L102 172H104V173H102L101 171V173L98 171ZM106 169V170H105ZM190 169V170H189ZM263 169V168H262ZM31 170V169H30ZM29 170V171H30ZM62 170H65V171H62ZM68 170V171H69ZM73 170H74V168H73ZM114 170L116 171L117 170V172H114ZM119 170H120V172H119ZM122 170H124L125 172H123ZM184 172H183V171ZM189 170V171H188ZM258 170H261V169H258ZM32 171V170H31ZM83 171V172H84ZM85 171V172H86ZM110 171V173H108ZM111 171H113V172H111ZM179 171H180V175H179ZM184 173V174H182V172ZM186 171H188L187 173H186ZM79 172V171H78ZM82 172V173H83ZM99 172V173H98ZM105 172H107V173H105ZM158 172V173H157ZM31 173V172H30ZM60 175H59V174ZM97 173H98V175H97ZM187 174V176H185L186 174ZM188 173H192L191 175H189ZM257 173V172H256ZM259 174H255V175H252V178H250L249 180H251L252 179V181H250V183H249V180L247 181L249 184H250V186H248V187H252V185H256L257 183L259 184V182H261L259 185L262 187V185H264V177H262L261 175H262V173L261 172H258ZM260 173H261V175H260ZM62 174V175H61ZM96 174V175H95ZM104 176H102V175ZM112 176H111V175ZM116 174V175H115ZM118 174V175H117ZM123 174V175H122ZM134 174V175H133ZM138 176H137V175ZM57 175H58V177H62V179H59L58 177H57ZM109 175V176H108ZM132 175V176H131ZM154 175H158L157 177L156 176H154ZM195 175V176H194ZM263 175H264V173H263ZM47 176L48 175H46V173H42V175L40 174V176H38L39 178H41V179H47ZM66 176V177H65ZM102 176V177H101ZM114 176H116V177H114ZM119 176V177H118ZM121 176V177H120ZM133 178V179H131L130 180V178ZM134 176H137V178H135ZM140 176V177H139ZM154 176V177H153ZM189 176L191 177H193L192 179L190 178L189 179ZM254 176H256V177H254ZM261 176V177H260ZM45 177V178H44ZM98 177H100L99 179H98ZM109 177V178H108ZM111 177V178H110ZM114 179H113V178ZM151 177H153V178H151ZM155 177H156V179H155ZM160 177V178H159ZM168 177V178H167ZM174 177V178H173ZM175 177H177V179L175 178ZM183 178V179H181V181L179 180L180 178ZM185 177V178H184ZM186 177H187V179H186ZM253 177H254V179L255 180H253ZM258 177V178H257ZM55 178V179H54ZM118 178V179H117ZM127 178V179H126ZM142 179V181H141V179ZM158 178V179H157ZM171 178H173L174 180L173 181H170V180H172ZM235 180H234V179ZM261 178V179H260ZM65 179H63V182H64V180ZM112 181H111V180ZM138 179V180H137ZM150 179H152V180H150ZM161 181H160V180ZM176 179V180H175ZM185 179V180H184ZM189 179V180H188ZM238 179V178H237ZM237 179H236V177H232V178H230V180L232 181H230L229 182V186H231L230 184H232V186L231 187H234L236 184H237ZM257 179V180H256ZM67 180H66V182H67ZM114 180V181H113ZM118 180V181H117ZM146 180V181H145ZM154 180V181H153ZM192 181V183H189V182H191ZM193 180H195V181H193ZM233 180L235 181L234 183H233ZM259 180H261V181H259ZM263 180V181H262ZM111 181V182H110ZM118 183H116V182ZM128 181V182H129ZM131 181H133V182H131ZM138 181H140V182H138ZM149 181H150V183H151V185L149 186V184H147V183H149ZM156 181H157V183H156ZM176 181V182H175ZM180 181V182H179ZM183 181H185L184 183H188V185L187 184H184L183 183ZM188 181V182H187ZM254 181H257V182H254ZM62 184L60 187L58 186V184ZM125 182L123 183L124 185H126V186H128L127 184L128 183H126L125 184ZM136 182H138V183H136ZM154 182H155V184H154ZM163 182V183H162ZM164 182H165V184H164ZM173 182V183H172ZM178 182V183H177ZM95 183V182H94ZM94 183H92L91 184V186H90V189H92V188H94L95 187V185H94ZM160 183H162L163 184V186L162 185H160ZM179 183H181V184H179ZM248 183L247 184H245V185H248ZM253 183H256V184H253ZM54 184H57V185H54ZM96 184V183H95ZM115 184V186H113ZM117 184V185H116ZM122 184V186H124ZM133 184V185H134ZM138 184V185H137ZM173 184L176 186H173ZM198 184V183H197ZM233 184H234V186H233ZM240 184H242V182L240 183ZM239 184V182H238V184L237 185H239L238 186V188L239 187H241L242 189L244 188V183L242 184V185H240ZM257 184V185H258ZM97 185V187H95V188H97V190H98V185L101 187L102 185L101 184H96ZM113 187H112V186ZM130 185V186H131ZM132 185V186H133ZM146 185H147V187H146ZM152 185H154V186H152ZM156 185V186H155ZM158 185H160L159 187H158ZM179 185V186H178ZM193 185V186H192ZM227 185V184H226ZM237 185L234 187V189H237L236 187H237ZM57 186V187H56ZM93 186V187H92ZM104 186V185H103ZM102 186V187H103ZM108 186H106L107 188H110V187H108ZM119 186V185H118ZM146 188H145V187ZM181 186V187H180ZM185 186V187H184ZM224 186V185H223ZM59 187V188H58ZM69 187L71 188L72 186H70L69 185ZM89 187V186H88ZM92 187V188H91ZM155 187H158L160 190H162L164 193H162V191H160L158 188L155 190V191H158V192H155L154 191V189H155ZM161 187H164L163 189L161 188ZM165 187H168V188H165ZM170 187H172V188H170ZM173 187H175V188H179L180 189V191L182 190L183 191V189H184V195H183V192L181 191V194L180 193H177V191H179L178 189L176 190L175 188L173 189ZM184 187V188H183ZM218 187H220V186H217V188ZM222 187V186H221ZM220 187V188H221ZM231 187H228L227 186V188H231ZM247 186H245V188L244 189H246V188H248ZM45 188V187H44ZM65 188V187H64ZM104 188V187H103ZM118 188V187H117ZM147 188H148V190H149V192H148V190H147ZM220 188H218L217 190V192L216 193H219V189ZM223 189L222 190H226L227 188L224 186V187H222ZM226 188V189H225ZM89 189V188H88ZM111 189H110V192L108 193V191H107V193H108V196H111V195H114L115 193H118L117 191H118V189L116 190V192L114 193V191H113V194L111 193L112 191H111ZM151 189V190H150ZM233 189V188H232ZM241 189V190H242ZM96 190V191H97ZM167 190V193H168V191L170 192L171 190H173V192L171 191V193L173 194L172 196H173V198H172V196H171V193L169 194H167V193H165V191ZM239 190V189H238ZM263 190H264V188H263ZM95 191V189H93V193L90 195V197L89 198H92V197H94V196H92V195H95L94 193H96V195H95V197L97 196V193H98V191L96 192H94ZM159 191H160V193L162 194H160L159 193ZM174 191H176V192H174ZM221 191V190H220ZM66 192V191H65ZM148 192V193H147ZM67 193H69V192H67ZM71 193V192H70ZM69 193V194H70ZM102 193V192H101ZM105 194H106V192H104ZM111 193V194H110ZM153 193H156V198H157V203L156 202H154L155 201V197L154 196H152L153 195ZM264 193V191L262 192V194ZM69 194H66V195H69ZM98 194H100V191H99V193ZM105 194H100V196L99 197H97L96 199H97V201L99 202H101V203H99V205L102 207L103 206V204L106 206L107 205V197H105V198H107V199H105L106 200V204H105V200H103V197L104 196H106ZM110 194V195H109ZM151 194V195H150ZM160 194V195H159ZM165 194H166V196H165ZM177 194V195H176ZM261 194V195H262ZM61 194H59V195H56V198L57 199H55V202H57V204L56 205H58L59 204V208H58V206H52V208L50 209V208H47V209H49V210H51L50 212H52V214L51 213H48L47 215L45 214L44 215V218H46L47 216H48V218H50L49 220H51V219H53L55 216V220L58 218H61V219H59V220H61L60 222H62V218H64V222H65V224L67 225V220L70 222V225H69V223H68V226L70 227V229H71V227L73 228H75L76 229V226H77V229L78 230H82L83 231V229L85 228V227H87L86 228V230H87V232H86V230L84 231L85 232V234H82V233H80L81 231H78L77 229L76 230H73V231H75V232H73V233H75V235L74 234H67V240L65 239L66 237L65 236H63L62 234H60L59 235V233H57V237L56 238H54V236H56V234L55 235H52V239L51 238H49L51 241H53V243L52 244H55L54 246L52 245V247L51 248H53V247H56V245H57V247L55 248V249H57L56 251H54L53 249H52V251H54V253L52 252V254H48V253H45L43 250H45V249H40V248H38L37 246H39V241L40 242H42V239H43V237L44 236H41L40 235V230H41V226H43L46 222L48 223L49 222V220H46V219H44L43 218V220H45L43 223H39L38 224V222L36 223V222H32V224L31 225H33V226H31V227H29L30 229H33V231L32 230H30L29 228V230H27V232H26V234L29 232V234H22L23 236V240H25V238L24 237H26L27 236V240H25V241H27L28 243H29V245H28V243L27 242H25V241H23V240H21V243H23V242H25V243H27V245L25 244V243H23V244H20V245H24L25 244V246L26 247H31V245L33 246L34 244L36 245L37 244V248L35 249L34 247H35V245H34V247H32V248H34L35 250H37V249H40L38 252H43L42 254H38L37 253V256H39V258L41 259V257H42V260L41 261H44L43 262V264L44 263H46V261H51V263H53V262H56V264H63L64 262V264H81V263H83L84 262V264H91V263H93V262H90V261H88V259H90V258H88L87 257V261L88 262H86L85 263V260H86V256L88 255V254H85L84 255V253H87V251L85 252V250H86V246L88 245L87 244V242H89V240L90 239H92V238H94L97 234V237H98V240H96V242H93V243H98V241H99V243H98V245H96V247H98V246H100V247H98V249H99V255H98V257H94V256H92V258L91 259H93V258H98V260H97V262L99 261V263L102 261L104 264H106V263H108V262H110V263H108V264H115V257L113 256V258L111 257L112 255H114V253L112 252L113 250H114V252H115V254H116V256H118V254L123 250L125 253H126V251L125 250H127L128 252H130V253H132L129 249H130V247L131 246H129L128 247V244H129V242L127 241V239H126V242L124 241H122L120 238V236L118 235V234H115V233H117V232H115L114 234L112 233L111 235H109L108 233V235L106 234V231H105V229L109 226V224H111L109 221L107 222V226L105 227L104 226V224H101L100 223V221L101 220H99L98 221V215H101V214H99L100 212H102V211H100V208L98 207L99 205H98V202H96V199L94 198V199H88L87 200V202H91L92 200H93V203H94V205H96V207L98 208H96L95 206V211H94V207L92 208L93 210L92 211H94L93 213L91 212V214H94L95 215V212H96V215H95V217L93 216V215H89V217L88 216H86V215H84L83 213L81 214V216L82 215H84L85 217H87V218H85L84 216H83V219H82V217L80 216V217H78V214H80L79 212H84L83 211V209L84 208H82V205H80L81 203H83L84 204V202H83V200L81 201H79L78 202V200L77 199H75V196L74 195H69L68 196V198H64V195L62 196V200H60L61 198V196H60ZM84 195V194H83ZM104 195V196H103ZM116 195V194H115ZM148 195H150V196H148ZM157 195H159V196H157ZM177 196V198H176V196ZM260 195V196H261ZM58 196V197H57ZM71 196V197H70ZM74 196V197H73ZM103 196V197H102ZM161 196V198L162 199H164V200H162L161 198H159ZM167 196H168V199H167ZM178 196H180L179 198H178ZM183 196L185 197L184 199H183ZM248 196V197H247ZM101 197H102V199H101ZM117 197H118V194H117ZM143 197V198H142ZM153 197V198H152ZM244 197V196H243ZM65 199V201H64V199ZM72 198V199H71ZM75 200H74V199ZM100 200H99V199ZM155 198V199H154ZM169 198H172L171 200L169 199ZM181 198V200H177V199H180ZM245 198H248V199H250L249 201L250 202H254V199L251 201V195L249 196V195H246V197H244L243 199L242 198H240V200H242V201H240V203L238 202V199H237V203H239L240 204V206H239V204H238V208H239V211H236V210H238V208L237 207H233V206H235V205H237V203L236 204H233L232 205V201H224L223 203L221 202V204L223 205V206H225V208H223V206H222V209H221V205H220V203H219V207H220V209H218V210H216V211H222V210H224V211H220V213L219 212H214L213 214H214V217L213 218H211V219H213L212 220V222H214V223H217V224H215L214 226H213V224H212V227H214V229H216L217 228V231H220L221 229V227L223 226V233H226L227 232V234H231L232 233V230L234 231H236V228H237V231H238V229H240V226H241V229H244L247 225H250L251 223L249 222V221H252V224H253V218H251L250 220H249V218L251 217V214L249 215V213L252 211L253 213H254V211H255V209H257L256 207H257V202H254V203H252V204H254V205H252V206H254V210H253V207L251 206V204L250 203H247V201L245 200ZM1 199V198H0ZM71 199V200H70ZM152 199H153V201H152ZM160 199V200H159ZM165 199L167 200V202L165 201ZM177 200L178 201V203H180V204H178L177 203V201H175V200ZM247 199V200H248ZM4 200V199H3ZM60 200V201H59ZM104 202H103V201ZM146 200V201H145ZM246 201V203H245V201ZM62 201H64V202H62ZM72 201V202H71ZM145 201V202H144ZM151 201V202H150ZM159 201H161V202H159ZM248 201V202H249ZM54 202V203H55ZM67 202V203H66ZM81 202V203H80ZM96 202V203H95ZM144 202V203H143ZM154 202V203H153ZM231 202V203H230ZM236 202V200L233 202V203H235ZM241 202H242V204H241ZM12 203V202H11ZM40 203L42 204V201L40 200ZM39 203V205L38 206H41V204ZM53 203V204H54ZM70 203V204H69ZM139 203V204H140ZM166 203H168L169 204V207H168V205L166 204ZM176 203V204H175ZM227 203V204H226ZM246 204V210H245V204ZM60 204H61V207H60ZM64 204H67V205H65V206H62V205H64ZM75 204H77V205H75ZM156 204H159V205H156ZM163 204V206H161ZM171 204V205H170ZM175 204V205H174ZM228 204H230V205H228ZM249 204H250V206H249ZM72 206L71 207V209L70 208H68V206ZM73 205H75V206H73ZM98 205V206H97ZM108 205H109V202H108ZM150 205H152V206H150ZM180 205V206H179ZM227 205H228V207H227ZM77 206V207H76ZM105 206H103V208L105 207ZM110 206V205H109ZM108 206V207H109ZM137 207L139 206V205H136ZM135 206V207H136ZM141 206V205H140ZM153 206H156V207H153ZM162 208H161V207ZM247 206L249 207V208H247ZM67 209H66V208ZM81 207V210H78L79 208ZM163 207H164V209H163ZM227 207V208H226ZM39 208V207H38ZM38 208L37 209H35V210H38ZM65 208V210H63ZM78 208V209H77ZM105 208H107V206L105 207ZM134 208V207H133ZM165 208L167 209V210H165ZM242 208V209H241ZM54 209H56V211L54 210ZM57 209H59V210H57ZM63 211H62V210ZM69 209V210H68ZM75 209V210H74ZM102 209V208H101ZM110 208H107V210H109ZM137 209V208H136ZM160 209V210H159ZM162 209V210H161ZM173 209V210H172ZM174 209H175V207L174 208H171L170 209V212L172 211H174ZM231 209V210H230ZM235 209V210H234ZM241 209V210H240ZM248 209H252L251 211L250 210H248ZM35 210L33 211V213L32 212H29V214H30V216H32V214L34 215V212H35ZM61 210V211H60ZM68 210V211H67ZM100 211V212H97V211ZM147 210H148V212H147ZM226 210H228V212L230 213L232 210V212H231V214H227V211ZM58 211V212H57ZM79 211V212H78ZM105 211V209L103 210V212ZM144 211V212H143ZM161 211V212H160ZM192 211V210H191ZM235 211V212H234ZM240 211H243V213H241ZM246 213H245V212ZM37 212V211H36ZM60 212H62V214L60 213ZM64 212H65V215H64ZM68 212V213H67ZM75 212V213H74ZM194 211H192L191 213H193ZM223 212H225V213H223ZM238 212V213H237ZM240 212V213H239ZM57 215H56V214ZM59 213V214H58ZM69 213H71V214H69ZM150 214L149 215V217L150 218H148V214H146V216L145 217H147V219L148 220H150V219H152V218H156V219H159L158 218V216H156L157 214L155 213L154 215L153 214ZM168 213H169V211H168ZM196 213V212H195ZM194 213V214H195ZM222 213V214H221ZM252 213V214H253ZM50 214H51V216H50ZM69 214V215H68ZM215 214H218V216H216V217H218V218H216L215 217ZM235 214V215H234ZM244 214H245V216H244ZM248 216H247V215ZM72 215H75V217L74 218H72ZM220 215V216H219ZM221 215H223V216H221ZM227 215V216H226ZM238 215V216H237ZM61 216V217H60ZM63 216V217H62ZM68 216V217H67ZM77 216V217H76ZM153 216V217H152ZM198 216V215H197ZM225 216V217H224ZM235 216V217H234ZM242 216L244 217V218H242ZM248 217V219H247V217ZM250 216V217H249ZM27 217H29V216H27ZM51 217H53V218H51ZM91 217L93 218V220L94 221H92V220H90L91 219ZM98 219H97V218ZM168 217L170 218V216L168 215ZM167 217V218H168ZM245 217H246V219L247 220H249V221H247V220H245ZM252 217H253V215H252ZM29 218H31V217H29ZM47 218V219H48ZM78 218H80L81 219V221H80V219H78ZM85 218V219H84ZM95 218H96V221H95ZM162 218V217H161ZM160 218V219H161ZM166 218V219H167ZM171 218H173L172 217V215H171ZM170 218V219H171ZM214 218H216V219H214ZM56 220V221H53V222H59V220ZM73 219H74V221H73ZM78 219V222L76 221ZM170 219L169 220H167V222L168 221H170ZM198 219V218H197ZM234 219H237V221L236 220H234ZM255 219V218H254ZM42 220V221H43ZM72 221V223L73 224H71V221ZM83 220V221H82ZM173 221H176L175 220V218L174 219H172ZM172 220L170 221V223L172 222ZM218 220V222H216ZM245 220V221H244ZM41 221V222H42ZM238 221H240L239 223H238ZM244 221V222H243ZM249 222V223H245V222ZM52 222V221H51ZM59 222V223H60ZM63 222V223H64ZM167 222H164V223H166L167 224ZM177 222V221H176ZM211 222V223H212ZM236 222H237V224H236ZM38 224L37 226H36V224ZM58 223V224H59ZM74 223L76 224V226L74 225ZM81 223V224H80ZM98 223V224H97ZM100 223V224H99ZM170 223H168V224H170ZM196 223V222H195ZM218 223H219V226H221V227H216V225H218ZM41 224V225H40ZM43 224V225H42ZM61 224V223H60ZM83 224V225H82ZM96 224H97V226H98V228H96ZM189 224H190V226H189ZM194 225V223H188V224H186V230H185V227L183 226V227H179L180 229V231L179 232H181V229L183 230L182 231V233H181V237L179 236L178 237V235H180V233L179 234H177L176 233V235H175V237H174V235L172 236V237H174V238H176V241L177 240H179V241H177L176 243L179 245V244H181V245H183V244H185V243H187V242H197L198 243V241H199V243H201V241L203 242H207V239L208 238H210V239H208L209 241L211 240V234L213 233H215V232H217L216 230H213V229H211L212 231H211V234H210V230H209V232L207 231V232H202V231H200V233L198 232L197 233V231H198V229H199V226L197 225V223ZM240 224H243V225H245V226H243V225H240ZM36 227H35V226ZM46 225V224H45ZM85 225V226H84ZM188 225V226H187ZM234 225V226H233ZM235 225H236V227H235ZM39 226V227H38ZM82 226H84V227H82ZM89 226V227H88ZM104 226V228L103 229H100L99 230V228H102ZM239 226V227H238ZM33 227V228H32ZM189 227V228H188ZM192 227L194 228V229H192ZM195 227H196V229H195ZM197 227H198V229H197ZM228 227V228H227ZM35 228H36V230H35ZM38 228V229H37ZM40 228V229H39ZM96 228V230L99 232H101L102 231V234H100V232L98 233V232H96V231H92V230H94V229ZM184 228V229H183ZM188 228V229H187ZM191 228V229H190ZM224 228H226V229H224ZM230 228V229H229ZM90 229V230H89ZM219 229V230H218ZM240 229V230H241ZM37 230H39V231H37ZM58 230V229H57ZM57 230H56V232H57ZM103 230H104V233L107 235V237H110V238H115V240L114 241H111L109 238H107L106 237V235L103 233ZM191 230V231H190ZM194 230V231H193ZM197 230V231H196ZM225 230V231H224ZM239 230V231H240ZM76 231H77V233H76ZM90 231V232H89ZM222 231V230H221ZM220 231V232H221ZM229 231H231V232H229ZM234 231V232H235ZM39 232V233H38ZM60 232V231H59ZM83 232V233H84ZM88 232L89 233H91V232H93L94 233V237H90V236H92L91 234H90V236H88V238H87V236H86V233L88 234ZM187 233L188 234V232H194L193 233V235H191L192 233H189L188 235L187 234H183V233ZM34 233V234H33ZM36 233H37V235H36ZM196 233V235L198 234L199 235V237L198 236H196L195 235V237H194V234ZM205 233V234H204ZM104 234V235H103ZM183 234V235H182ZM208 234V235H207ZM28 235L30 236L29 238H28ZM71 235V236H70ZM74 235V236H73ZM101 235H102V237H101ZM113 235H114V237H113ZM117 235V236H116ZM185 235V236H184ZM207 235V236H206ZM210 235V236H209ZM32 236V237H31ZM38 238L36 241H38V243L35 241V239H36V237ZM63 236V237H62ZM154 236V238H153V240H155V236H156V238H157V240H158V237L159 236H157L156 234H154L153 235ZM192 236V237H191ZM206 236V237H205ZM214 235H212V237H213ZM35 237V238H34ZM65 237V238H64ZM97 237H95L96 239H97ZM100 237V238H99ZM117 237H119V239L117 238ZM172 237H171V240H170V242L172 241ZM182 237H184L187 241H185V239L183 238L182 239V242L183 243H180V239L182 238ZM189 237V238H188ZM191 237V238H190ZM32 238V239H31ZM58 238V239H57ZM62 238H64L63 239V241H64V246L62 245V246H60L59 244H58V240L59 239H62ZM103 238V239H102ZM174 238H173V240H174ZM180 238V239H179ZM196 238H198L197 240H196ZM69 239V240H68ZM105 239V240H104ZM106 239H107V241H106ZM118 239V240H117ZM193 239H195V241L193 240ZM31 240H33L32 241V243H31ZM102 242H101V241ZM152 240V241H153ZM157 240H155V241H153L154 243H155V245H152V244H154L153 242H151V241H149V243H150V246L149 245H147V247H144V246H146V244H143V246L141 247V248H143V250H144V248H145V250H147V251H151V252H147V253H152L149 257H151V259L154 261V260H156V261H154L155 262V264H171L169 261H168V255L167 256H165L166 254L164 253L165 252V249L167 248L166 247V244L167 243H165V241H164V244L162 243V241H160V243H162V245L161 246H159V245H156V243H157ZM192 240V241H191ZM23 241V242H22ZM35 241V242H34ZM56 241V242H55ZM68 241V242H67ZM91 241V240H90ZM92 241H95L94 239H92ZM92 241L90 242V244L92 243ZM117 241H121V242H117ZM159 241V240H158ZM62 242V241H61ZM60 241H59V243H61ZM65 242H67V243H65ZM104 242H106V244L104 243ZM107 242H109L108 243V245H107ZM170 242H168V244L167 245H175V247L173 246V248L174 249H177V247H178V245L176 244V243H174V241H172L171 242V244H170ZM179 242V243H178ZM31 243V244H30ZM103 243V244H102ZM112 243V244H111ZM124 243V244H123ZM149 243H147V244H149ZM197 243H195V244H197ZM208 243V242H207ZM89 244V245H90ZM100 244V245H99ZM106 245V247H105V245ZM127 246H126V245ZM158 244V243H157ZM204 245H205V243H203ZM88 245V246H89ZM113 245V246H112ZM115 245H117L116 247H115ZM165 247H164V246ZM176 245H177V247H176ZM197 245H199V247H200V245L202 246V244H197ZM196 245V246H197ZM61 247V249H60V247ZM109 246V247H108ZM149 246V247H148ZM232 246H233V244H232ZM40 247V246H39ZM63 247V248H62ZM76 247V248H75ZM113 247H115L116 249H117V247H118V250H116L115 248H113ZM122 247V248H121ZM162 247V248H161ZM198 247V246H197ZM24 247L22 246L21 247V249H23ZM43 248V247H42ZM50 248V249H51ZM58 248H59V250H58ZM70 248H72V249H70ZM85 248V249H84ZM102 248H104V249H102ZM140 248V249H141ZM148 248V249H147ZM155 248V249H154ZM158 248V249H157ZM234 248V249H233ZM230 247V249H232V250H238V248L236 249V246H234V247ZM67 249L69 250V251H71V250H73V249H78V250H76V255L75 256H73V259L72 260H74V261H72V260H70V261H68L67 262V260H65V254H68L69 253V251H67ZM97 249V250H98ZM121 251H120V250ZM161 249V250H160ZM164 249V250H163ZM67 252H66V251ZM107 250H108V252H107ZM232 250H229L230 251V253L231 254H235L236 253V251L235 252H233ZM243 250H246V249H243ZM48 250H46V252H47ZM60 251V252H59ZM63 251V252H62ZM78 251V252H77ZM103 251V252H102ZM110 251V252H109ZM121 252V253H123L124 254V252ZM37 252V251H36ZM102 252V253H101ZM154 252V253H153ZM156 252H158V254L156 253ZM164 253V255H161V254H163ZM63 253V254H62ZM74 253V254H75ZM101 253V254H100ZM120 253V254H121ZM263 253H264V251H262V256H259L258 258H262L263 257ZM49 255V256H45V255ZM60 254H62V255H60ZM119 254V255H120ZM156 254V255H155ZM230 254V255H231ZM237 254V253H236ZM244 254V253H243ZM243 254H239L240 256L241 255H243ZM251 253L250 252H246L244 255H246V256H241L243 259L242 260H244V261H242V260H240L241 259V257L239 256V258L240 259H238V257L236 256H234L233 257V255L232 256H225V257H223V259L224 258H226L225 259V261L227 262V263H225V261L224 260H221L222 259V257L220 258V260H221V262L223 261L225 264H228L229 262V264H239L240 262H245V261H251V258H252V255H254V254H252L251 256H250V259H248L249 258V256L248 255H250ZM261 254V252L259 253V255ZM41 255H44V256H41ZM57 255V256H56ZM63 255H64V257H63ZM77 255H79L80 256V259H81V261H83V262H81L80 261V259H79V256H77ZM84 255V256H83ZM128 255V256H127ZM126 256L124 255V257L123 258H125V262L127 261V263H132L133 264V262H131L130 261V259H131V257H129L130 256V254H127ZM152 255H153V257H152ZM157 255H158V258H157ZM238 255V254H237ZM41 256V257H40ZM55 256V257H54ZM67 256V255H66ZM77 256V257H76ZM83 256V257H82ZM155 256H156V258H155ZM159 256H161L162 258H165L164 260H163V262H162V260H160L161 259V257L159 258ZM176 256H178V255H176ZM180 256V255H179ZM24 257V256H23ZM47 257V258H46ZM50 257V258H49ZM61 257V258H60ZM62 257L64 258V259H62ZM69 257V256H68ZM75 257H76V259H75ZM100 257V258H99ZM127 257V258H126ZM129 257V258H128ZM227 257H229V259L231 260H229ZM248 257V258H247ZM60 258V259H59ZM84 258V259H83ZM115 258V259H114ZM144 258V257H143ZM238 259V261H240V262H238V261H236V263L235 262H232L233 260L232 259ZM258 258H256V259H258ZM260 258V259H261ZM23 258H21V260H22ZM55 261H54V260ZM83 259V260H82ZM90 259V260H91ZM101 259V260H100ZM109 259H111V260H109ZM113 259V260H112ZM132 259H133V257H132ZM159 259V260H158ZM169 259H170V257H169ZM248 259V260H247ZM253 259L255 260V257L253 256ZM252 259V260H253ZM259 259V261L257 260H255L254 261V263L255 264H263L262 263V261H263V259H264V257L262 258V261ZM57 260V261H56ZM61 260V261H60ZM79 260V261H78ZM109 260V261H108ZM165 260H167L166 262H165ZM217 260V259H216ZM216 260L214 261H211L212 263H210L209 261H207L209 264H215V263H217L216 262ZM219 260V259H218ZM217 260V261H218ZM228 260V261H227ZM40 261V262H41ZM49 261V262H50ZM106 261V262H105ZM133 261H134V259H133ZM202 261V263H204V264H208L207 262H205L204 260H201ZM204 261V262H203ZM235 261V260H234ZM34 262H35V260H34ZM37 262L38 261H36V263H31V264H37ZM63 262V263H62ZM67 262V263H66ZM69 262H71V263H69ZM74 262V263H73ZM76 262V263H75ZM101 262V263H102ZM161 262V263H160ZM213 262H215V263H213ZM220 261H218V263L217 264H224L223 262L221 263ZM48 263V262H47ZM100 263V264H101ZM102 263V264H103ZM202 263H200V264H202ZM253 263V264H254ZM38 264H39V262H38ZM41 264V263H40ZM49 264V263H48ZM197 264H199V262L197 263ZM242 264V263H241Z\"/></svg>","mask_w":264,"mask_h":264},{"label":"crops","instance_id":"0c3cea01","mask_svg":"<svg viewBox=\"0 0 264 264\" xmlns=\"http://www.w3.org/2000/svg\"><path fill=\"white\" fill-rule=\"evenodd\" d=\"M33 1L34 0H0V43L9 34H11V32L13 31V29L15 28L16 22L18 20H20V18H22L24 16V13H26L29 5ZM119 1H117V0H85V1L84 0H79V1L76 2L78 6H76V8H75V6H74L75 3H74L72 5V9L73 10L72 9L69 10V13H70V15L72 17L68 15L69 13H67L68 17L66 19H67V24H69L70 22H68V21H70L71 18H73L74 14H80L81 13L80 14V16L82 17V24L81 25H83V24H85L87 22V25H88L87 27H86V24H85V25H83V28L81 26V28L78 29L79 31L80 30L81 31L83 30L85 32L84 33L82 31L83 32L82 33L83 34L82 42H83V39L86 38L85 34L87 35V32L89 31L88 34L90 36V38H89L90 40L88 39V37H89L88 36L86 38V42H88V40H89V42L88 43H85V41H84L83 42V45L91 46L90 45L91 42L95 41V42H93L94 45H95L94 48H97V47L100 46V43L102 41H105L106 43H104V44H105L106 47L107 46H110V45H111V47H115V46L116 47H120L121 42H122V45H121L122 47H125V46L128 47V48L130 47V49H131L130 54H129L130 56L129 55H128L129 57L128 56H125V57H127V59L130 62V64H133V63H136V62H145L146 60L147 61H150V59L152 58V56H150V58L147 57V55L152 52L151 50H153V48H150V47H152L153 45L155 46L154 41H157V43H158V42H160V39L163 40L164 38L168 37L167 34H171V36L169 35L170 37L166 38L167 40L164 39V41L167 43V42H169L168 39H170L172 37L171 38L172 40H170V41H172V44H171V42H170V44H167L168 47L172 46L173 43L178 40V32L177 31L180 28L179 23L182 22L181 17L182 16H186L185 14H183L185 12H182V11H184V8L186 7V9H189L188 12L187 11L186 12H187V14L190 12L192 14V16H193V13L192 12L195 11V9H197V8L193 9L194 8L193 5H192V7L190 6L191 3H192L191 0H189V3L191 2L190 5H189V3H187L188 0H181V1L180 0H169V1L167 0L168 3H166L164 0H160V1H158V0H155V1L154 0H143V1H141V0L140 1L139 0H119ZM163 1L165 3H163ZM170 1H172V2L170 3ZM173 1H175V2H173ZM195 1L196 0H194V2ZM206 1H207L206 4H209V3H212L213 4V3H215V2H217L219 0H206ZM140 2H141V5H140ZM144 2H146V3H144ZM198 2H199V0L196 2L197 3V6H198ZM202 2H203V0L201 1V3ZM119 3H121V5ZM137 3H139V5ZM162 3L164 4L163 6L161 5ZM169 3L172 5L171 7L169 6L170 5ZM131 4L132 5L134 4L133 6H135V7H136V5H138L139 7L137 6V8H135ZM145 5H147V6L145 7ZM154 5H155V7H154ZM175 5H176V7H175ZM167 6H169V7H167ZM188 6H190V7H188ZM162 7H163V9H166V10H163V9L161 10ZM174 7H175V9H173ZM200 7H201V4L199 2V6H198V9L199 10H196V12H194V16H195V14L198 15L197 14V11L200 14ZM92 8L94 10H92ZM156 8H158L157 9L158 11L155 10ZM89 10L91 12L92 11L93 12L91 13ZM159 10H160V12H159ZM161 11H164V12H161ZM190 13L188 14L187 17H189ZM90 15H92L93 18L91 17L92 18L91 20H89V18H87L86 19V22H85L84 21L85 18L88 17V16L90 17ZM173 16L175 18L174 20H176L175 23L172 20ZM192 16L190 15L191 18H192ZM97 17H98V19H97ZM167 17L170 19V21L168 19L167 22L169 23V22L172 21L173 24H171V26L172 25H175L174 26L175 28L172 27V29L170 30V28H169L170 27V23H169V25L166 24V26H169L168 27L169 31H165L164 30V28H165V26H164L165 24L164 23L166 21L165 22H163V21L165 19L167 20ZM135 18L138 19V20H136ZM134 20H135V23H133ZM95 21H96V23H95ZM97 21H98V24H97ZM134 24H135L136 27L134 26ZM101 25H102V27H103L104 30L102 29V27H100ZM159 25L163 28V31L166 32L167 34H165V33H164L165 35H163V33H160L159 34V30H162V29H159ZM67 26H69V25H67ZM130 26L132 28H130ZM88 27H90V28L88 29ZM168 29H166V30H168ZM94 30H96L97 32L94 31ZM131 30H132V32H130ZM133 30L134 31L136 30L137 32L136 31L134 32ZM72 31H76L75 28ZM111 31H114V32L115 31H118V32H120V34L122 33V37L124 36V39L121 38L119 41L118 40H114V41L111 40V38H109L108 35H107V33L111 32ZM163 31H161V32H163ZM95 32L97 34H94ZM128 32H130V33H128ZM101 33H103V35ZM124 33H126V34H124ZM91 34L92 35L94 34V36H95L94 38L95 39L93 37L91 39V36H92ZM128 34L130 36H128ZM175 34H177V36ZM96 35H98L97 36L98 39L96 38ZM104 35H106V36H104ZM160 35H163V36H160ZM172 35H174L176 37H174ZM84 36H85V38H84ZM11 37L12 36H10L9 39ZM127 37H129V38H127ZM130 37L132 38L131 40H130ZM161 37H163V38H161ZM173 38H175V39H173ZM99 40H100V42H99ZM173 40H175V41H173ZM125 41H127V42H125ZM123 42H125V43L123 44ZM133 42H134V44L136 46L133 44ZM162 43H163V41H162ZM131 44H133V45L131 46ZM67 47H69V46H67ZM168 47H166V48H168ZM145 49H146V52H145ZM142 50H143V52H140ZM147 50H148V53H147ZM144 52L146 54H144ZM140 53H142L141 55H143V56H141ZM143 57H144L145 61H144ZM150 62H152V61H150ZM90 65H91V63L88 62L87 67L90 66ZM119 68H120V66H118L116 68V72H113V73H111L109 75H118L119 74ZM35 69H37V68H35ZM165 72H167V70H164L163 71V73H165ZM84 73L85 74L88 73V75H98L97 73H90V71L89 72L88 71L87 72H83L82 75H85ZM27 75L29 77L32 76V75L36 77V76H40V73H39L38 70H34L33 72H31V71L27 72ZM23 86L24 85H22V87Z\"/></svg>","mask_w":264,"mask_h":264},{"label":"built area","instance_id":"2783aa9c","mask_svg":"<svg viewBox=\"0 0 264 264\" xmlns=\"http://www.w3.org/2000/svg\"><path fill=\"white\" fill-rule=\"evenodd\" d=\"M44 181L0 145V197L19 209L32 212L40 203Z\"/></svg>","mask_w":264,"mask_h":264}]
</instances>
